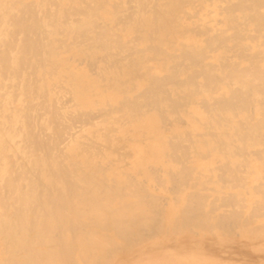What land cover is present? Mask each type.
<instances>
[{"label": "bare ground", "instance_id": "bare-ground-1", "mask_svg": "<svg viewBox=\"0 0 264 264\" xmlns=\"http://www.w3.org/2000/svg\"><path fill=\"white\" fill-rule=\"evenodd\" d=\"M121 0H0V264H120L119 262H118V258H117V255H119V256H121V258H122V255L123 254H121L120 252H122V251H124L125 253L127 252V251H130L131 249H132V247H133V245L135 246V243L136 242H139L140 240H138L137 241V239L136 238H138V237H140L139 236V234H140V232L138 233V234H136V232L134 231L135 229H134V227H136L135 225H136V223H135V225H134V227L133 226H130L132 223L134 224V222H132L131 224H127V220H124L125 222H126V224H125V222L123 221V219H125L126 217L127 218H129L128 217V215H126V214H132V212H126L125 210H127V208L124 206V208H123V205L124 204H126V205H130V206H132V205H134V207H135V205L138 203V201L140 200V197H139V200H138V198H136L137 200V202L136 203H134L135 201H131V200H126L124 203H122V204H120V197H119V195H118V193H120V190L122 189V188H125V190H126V188H128V190H130L129 189V186H130V184L128 185V186H126V184L124 185V184H122V185H124L120 190L118 189L119 187H117V184L119 183V181L121 182V180H123V182L122 183H124L125 181V179L126 178H129V177H127V174H126V178L123 176L124 175V173H123V175H122V173H120V169H118V170H116V171H118V173L119 174H115L113 171H110V172H112L113 173V175L112 174H108V173H106V174H104L103 175V177H101V173L99 172L98 173V171H97V173H98V175L97 174H95L96 172H95V170L94 169H92V167H93V165H97L96 166V170H99L100 168H104V167H101V166H99V164H101L100 163V160H98V158H97V156H96V158L95 159H97V161H99V162H97L96 160V162L98 163H88V161L86 160V159H84L83 157H81L80 158V156H79V153H78V145H76V143H74V142H71V143H69L68 145H67V143H68V141H67V143L66 142H64L66 145H67V152L65 153V155L64 156H66V154L68 153V157L71 159L70 161H64L65 159L63 158L64 156L62 155V163H61V161H55L56 162V164L54 165V163H53V160H49L48 159V157H54V155L53 156H49V155H51V153L49 154V153H47V152H49L48 151V149H46V145L49 147V146H51L52 147V150H55V146L57 147V145H58V143L57 142H62V141H64V139H61L63 136V134H61V135H59L58 137H59V139H60V141H59V139L57 138V135L58 134H60V132H59V130L62 128V126L64 125V123H66V120H61L62 122L60 123V119H59V121L57 122V117H61L62 115L60 114V113H58V111L60 112V110L59 109H57L56 111H55V109L58 107V108H61V107H63V105L62 104H64V103H66V100L64 101H62V100H57V98L56 99H54L53 97H54V94L51 96V95H49V92H50V90H49V87H51L50 89H53V90H56L55 89V86H56V84L58 85V84H60V86H61V83L65 86V83L69 86V93H72L73 94V96H74V100H73V96L71 97L70 95H72V94H70L69 95V93H68V95L71 97V101H75V103L74 102H71V104L73 103V104H75L76 106H78L77 108H80V109H82L83 110V113H82V110H81V113H80V111L79 112H76L77 110H79V109H77V108H75L76 109V111H75V109H73L75 112H76V117H78L77 119L75 118V114H73V110L71 111L72 112V115H73V121H71L70 122V120H69V122L71 123V124H69V126H68V124H66L67 125V127L70 129V126H72L73 127V124L75 123V121L76 120H78L79 118H80V116L82 117V122H81V120L80 121H77V122H79L80 123V128L83 126V123L85 122L86 124L89 122V118L87 119V117H86V115L87 114H84V112L85 113H87L86 111H88V115L90 114H92V113H94V112H92L91 110L92 109H95V112H96V110H97V108H99V109H101V108H104L105 106H106V104H108L107 106H109V108H111L110 106L112 105V106H114V108H116L117 107V111H116V109H115V114L117 113V112H119L118 110L120 109V107H121V112H119V113H122L121 115H120V117L124 114L125 116L127 115V116H129L130 118H133V120H131L130 118H126L124 115L122 116V117H124V118H119V120L118 121H120V119H122L120 122L122 123L123 122V119H125V121L126 120H128V119H130L132 122H133V125H134V131H136V129H137V131L138 132H146V133H148V134H150L151 136H152V138L150 137V139L149 140H151L152 139V141H149V142H146L145 143V147L143 146V147H140V150H139V153L142 155V157L141 156H139L138 157V161L136 160V165L135 166H132V168H134V169H136V170H138V169H141V170H143V172H141L140 170L138 171L139 172V174H145V172H146V165H148V162H149V164L150 163H154V162H150V161H146V160H144V158L145 157H147L148 156V154H150L151 152H153L154 153V151H155V153L157 154V155H155V158H160V156H161V154H162V156H167V155H164L163 154V150H161V148H160V145L159 146H156V144H155V146H156V149L154 148V145L151 147V145L156 141V139H157V142L159 143V142H162V141H164V138H165V135H166V133H164V132H160V127H159V119H158V114L161 112H163V114L164 113H166L168 110L167 109H165V108H167V103H166V99L165 98H163L164 97V95H165V97H166V94L168 93H166V91H169L168 89H170L171 90V92H172V89L171 88H169V87H175V89L173 88V90H175V91H177V87H179V90H183L184 92H187L185 89H181V88H184V87H188L189 88V85H190V82L191 81H189V82H187V84H188V86L186 85V83L184 84L183 83V79H180V78H178L179 76L182 78V76H184L183 74H185V73H183V74H180L179 73V71L176 69V68H171L170 66H168V65H170L169 63H168V65L166 64V66L165 65H162V67L164 66L165 68H166V70H165V72L166 71H170L171 69H173L174 71H178L177 73H179L180 75L178 76V74L177 73H175V75L176 76H178L177 77V79L176 80H179V81H177V85H179V84H184V87H182L181 85H179V86H177L176 84H174V82L173 81H175V80H171V79H173L172 77L170 78V80L169 81H165L166 83H164V81L163 82H161L162 80V78H165L166 79V77L164 76L163 77V75H159V77L161 78L158 82H160L161 84L159 85V83H157V80L156 79H158L159 77H157V71H159L160 69L162 70V68H161V65H160V63H161V61L160 62H158V64H157V62H156V64H151V65H149V66H152V69L153 70H151V71H149L148 72V70L146 71V70H144V72H143V70L140 72V75H141V73L144 75V76H141L140 78H135V76H133L132 75V73H134L135 72V70L137 71V70H140L139 68L141 67V66H143V64H145L144 62L146 61V60H144L145 58H143V56L144 55H142V53H140V50H141V52H142V49H139V48H136V50L138 51H136L137 53H140L139 55H137L136 54V52H135V48L134 49H132V48H130L131 50H129V48H128V50L129 51H132V50H134V52L135 53H132V52H127L128 53V56L130 57V58H128L127 59V57H125V56H127V55H124V54H127V53H124V52H122V50L124 49V46H120V48H118L119 47V45H121V44H119L118 45V42H116V41H119L120 40V38L121 37H119L120 35L122 36V40H128V38H130V40L132 39V41H136V39H133L134 38V36H132V35H138V34H136V32H142V33H147V34H149V35H151L152 34V36H150L151 38H153V40H155V41H159V44H161V43H164L165 41H169V40H171V41H173V42H175V41H177L178 40V38L180 37V35L182 34V29H184V27H186L185 25H184V20H182L183 22V25H181L180 23H179V21L177 20V16H179L180 15V13H186L187 12V10H188V8H186V9H182V7L184 6V5H186V2L184 3V0H176V1H174V0H130V3H131V8H130V10L128 11V9L126 8V6L128 7V5H130V4H126V6H125V4H124V2H120ZM187 1V3L189 2L188 0H186ZM192 1V3H193V1L194 0H191ZM232 1V0H231ZM230 0H229V2H227V0H226V3H227V6L225 7L226 9H223V10H225L226 12H227V10L228 11H232V9H231V4H233V5H237V7L235 6V8H237V9H235V8H233V13H235V11L236 10H238L239 11V13L240 14H242L244 17V19L243 18H239L237 15L238 14H229V16L231 17V15H232V18L234 19V18H236V16H237V19L239 20L240 19V24H239V22L237 21V23H236V21H234V24L236 23V26L239 24V25H243L242 27H239L238 28V26L236 27L237 28V30L235 29V28H233V27H231L230 28V26H233L234 24L233 23H228V24H231V25H229V28L230 29H235L236 31H234L235 33H238L237 34V36H236V34H234L237 38L236 39H238L239 38V36H240V38H242L241 37V31L243 30L242 28H244V25L245 24H247L246 25V27H248V25H250V27L249 28H261L262 30H263V28H264V18L262 17V16H264V12L260 9V3H259V1L260 0H248V1H246V0H243V2H246V3H244V5H242L241 4V1L242 0H237L236 2H231ZM238 1H240V4L239 3H237ZM189 3H191V2H189ZM229 3V4H228ZM234 3H237V4H234ZM262 3H264V0H263V2ZM184 4V5H183ZM239 4V5H238ZM190 5V4H189ZM264 6V5H263ZM186 7H188V5H186ZM182 9V10H181ZM235 9V10H234ZM229 12V13H230ZM261 12H263V13H261ZM183 14V15H184ZM260 14V15H259ZM183 15H182V17H183ZM227 15H228V12H227ZM233 15L235 16V17H233ZM181 17V16H180ZM179 17V18H180ZM259 17V18H258ZM262 17V18H261ZM184 18V17H183ZM182 18V19H183ZM261 18V19H260ZM243 19V20H242ZM259 20V21H258ZM260 20H262V22H260ZM120 22V24H121V26L122 27H120L119 26V23ZM121 22H123V23H121ZM228 22V21H227ZM244 22V23H243ZM241 23H243V24H241ZM260 23H262L261 25H260ZM97 24L99 25V27L97 26ZM116 24H118V26L120 27V29L122 30V32H121V34H120V29H119V27L118 26H116V27H114ZM186 24V23H185ZM263 25V26H262ZM183 28H182V27ZM260 26H262V27H260ZM118 27V28H117ZM245 27V28H246ZM114 28H116V30L118 29V32L119 33H117V31H115L116 32V34H114L115 32L113 31L114 30ZM182 28V29H181ZM240 28L242 29V30H240ZM255 28V29H256ZM257 28V31H255L257 34H258V30L259 31H261L260 29H258ZM187 29V28H186ZM250 29V30H251ZM254 29V30H255ZM240 31V32H239ZM252 31V30H251ZM135 33V34H134ZM262 36H263V39H264V31L262 32V33H260ZM114 35H116V37L114 38L113 36ZM148 35V36H149ZM191 34H189V36H190ZM223 35V36H222ZM225 34H224V32H220L219 33V36L218 37H216L218 40H217V44L219 45V44H227V39H226V36H224ZM261 35H258L259 36V40H261V38H260V36ZM192 36V35H191ZM235 36H232V37H234L233 39L234 40H236L235 39ZM113 37V38H112ZM149 37V38H150ZM135 38H137V39H139L140 37H139V35L137 36V37H135ZM147 38V36H143L142 37V41L143 40H145ZM150 38V39H151ZM215 38V39H216ZM230 38V37H229ZM229 38H228V40H229ZM115 39H119V40H115ZM219 39H221V40H219ZM91 40V43H90V45H89V47H87V49H86V53H85V51H84V56H88V58L90 57V61H93V59H97L98 57L99 58H103L104 59V68L105 67H107V68H101V71H102V69H103V71H102V73H100L101 71H99V69L97 70V68H94V70H93V73H95L94 71H96V73L99 75V77H93V76H90L89 74H88V71L86 70V68H84V67H79V68H77V70H76V67H77V65L75 66V65H72L73 63H71L70 62V59L72 60V58H73V61H74V59H75V57L77 56V57H79V56H83V55H81V53H79V51H81V50H79V48H80V46L85 42V41H90ZM115 40V41H114ZM152 40V39H151ZM151 40H150V42H151ZM152 40V41H153ZM195 40V39H194ZM230 40H231V38H230ZM238 40H240V39H238ZM182 41V40H181ZM192 41V40H191ZM199 41H201V40H199ZM220 41V42H219ZM262 41V40H261ZM261 41H259L260 43H261ZM264 41V40H263ZM120 42H122L121 40H120ZM179 43H180V41H178ZM213 42H214V40H213ZM216 42V41H215ZM223 42V43H222ZM69 43L70 44H74L75 45V47H74V49H73V51L71 52L73 55H75V56H72V57H70V59H69V57L67 56L69 53H70V50H68L67 49V51L65 50V46L66 45H69ZM127 43H129V40H128V42ZM147 43H149V42H147ZM152 43H154L155 45H156V47H157V45H159V44H156L154 41L153 42H151V45H152ZM176 43V42H175ZM191 43V42H190ZM190 43L188 42V46L190 47L191 45H194V43L192 42L191 43V45H190ZM259 43V44H260ZM116 44L118 45V46H116ZM124 43L122 42V45H123ZM129 44H131V45H133L134 44V42L132 43V42H130ZM178 44V43H177ZM214 44V43H213ZM226 44H225V47L223 48L222 47V49H226ZM144 45H146V43H144ZM143 45V46H144ZM176 45V44H175ZM179 45V44H178ZM182 45V46H181ZM200 45V44H199ZM205 45V46H204ZM211 45V48H212V43L211 44H204L203 43V45H201V47L202 46H204V47H206V46H210ZM261 45H263L264 46V44H262L261 43ZM174 46V45H173ZM179 46H181V47H183V44H180ZM179 46H174L173 48H176V47H179ZM195 46V45H194ZM190 47L191 48V51L189 50V55H187L188 54V51L186 52V50H185V52L187 53L186 55L188 56V57H185V52L183 53L182 52V54L184 55V58L182 57V54H181V56H180V54L179 53H177L178 55H179V58L178 57H176V58H178V59H180L181 57H182V61H180V60H178V61H180V62H184L185 63V61H186V58H189V59H187V61H189V63H187V61H186V64H188L189 66H190V64L191 65H194L196 68L198 67V66H196V65H199V67H200V69H201V71L202 72H200V73H204L203 74V76H206V75H208L207 77H202L200 74H198V77H202V79H203V81L200 79V78H198V80L200 79L201 81H199V82H201V83H199L200 85L202 84V82H204V79L205 78H213V83H210L209 82V86H213L212 84H214V83H216V82H214V81H216L217 79H218V76L217 75H215L217 78H215L214 76L212 77V76H209V75H211L212 74V72L214 71V69H215V67H213L212 68V65H210L209 63L207 64L206 62H205V58H206V56H208L207 55V52H209V51H207V50H204V51H206V55H205V53H202V52H200V51H195V49H193V48H195V47ZM220 47H218V49L219 48H221V45H219ZM67 47V46H66ZM121 47H123V49H121ZM125 47H126V43H125ZM158 47H160V46H158ZM158 47H157V50H156V53H159V51H158ZM163 47V48H162ZM162 49H165L164 48V46L162 45ZM208 47L207 48H204V49H208ZM67 48H69V47H67ZM127 48V47H126ZM124 49L125 51H127V49ZM203 48V47H202ZM81 49V48H80ZM121 49V52L119 51L118 53H114V52H116V51H118V50H120ZM154 49V48H153ZM153 49H152V52L154 53V54H156L155 53V50L153 51ZM210 49V48H209ZM208 49V50H209ZM217 48H215L214 49V51H217L216 50ZM145 52H146V50L147 49H143ZM150 50V49H149ZM148 50V51H149ZM166 50V49H165ZM182 50V49H181ZM201 50V49H200ZM229 49H227V50H225V51H223L222 53L225 55L227 52L226 51H228ZM63 51H66V53L69 51V53H67L66 55L64 54V52ZM167 51H169V52H167V53H165L164 51H162L163 52V54H166V55H169L168 53H172V52H175L176 50L174 49V51H170V50H167ZM179 51V50H178ZM230 51H232V50H230ZM229 51V52H230ZM151 52V53H152ZM161 52V51H160ZM181 52V51H180ZM218 52L220 53V56H224L223 54L221 55V52H220V50H218ZM217 52V53H218ZM224 52H226V53H224ZM237 51H234V54L236 53ZM69 54V55H72V54ZM111 53H113V54H116V56H114V58H117L118 56L121 58V56H123V61H121L122 62V64H121V62L120 63H118V64H121V66H122V68L120 67V65H116L115 66V64H117L116 62H118V60L116 61V62H114V61H112V59H110V58H113V56L111 55ZM122 53H124V54H121ZM152 53V54H153ZM117 54H120V55H118L117 56ZM131 54H132V56L135 54V56L136 57H131ZM144 54V53H143ZM148 54V53H147ZM154 54L152 55V56H154ZM234 54L232 53V55L234 56ZM240 54L241 53H238L237 52V58H238V56L239 57H241L242 56V54H241V56H240ZM110 55H111V57H110ZM140 55L142 56V58L140 57ZM145 55H146V53H145ZM162 54H160V56H161ZM165 55V56H166ZM219 55V54H218ZM236 55V54H235ZM84 56H83V58H84ZM171 56H174V54H171ZM171 56L169 55V56H166L165 58H169L170 57V60H172L173 61V58H171ZM214 56H215V54H214ZM219 56V57H220ZM76 57V58H77ZM85 57V58H86ZM118 57V58H119ZM126 59H125V58ZM146 57H148V56H146ZM209 57V56H208ZM212 57V56H211ZM91 58H93L92 60H91ZM161 59H162V57H160ZM244 58V57H243ZM78 59H80V58H78ZM77 59V60H78ZM164 59V58H163ZM185 61H184V60ZM239 59V58H238ZM89 60V59H88ZM120 60V59H119ZM125 60V61H124ZM157 60H160V59H157ZM177 60H174V62H175V64H178L179 62L177 61ZM220 60H222V59H220ZM240 60V59H239ZM241 60H242V58H241ZM75 61H76V59H75ZM144 61V62H143ZM89 62V61H88ZM115 63V64H111V63ZM166 61H165V59L163 60V63H165ZM168 62V61H167ZM166 62V63H167ZM170 62V61H169ZM223 62V64L224 65H226V61L224 62V61H222ZM222 62L220 63L219 62V65L221 64V65H223L222 64ZM252 62H254V63H252ZM252 62H250V63H252L251 64V66L252 67H255V69L257 68H259V67H257V66H259V64L258 63H256L254 60L252 61ZM92 63H94V62H91V64ZM98 63L100 64L101 62H100V60L98 61ZM98 63H95L96 64V66H97V64ZM162 63V64H163ZM182 63L180 64H178L179 66H181V67H183L184 65H186V64H184L183 63V65H182ZM257 64V66H253L254 64ZM90 64V65H91ZM99 64H98V66H99ZM107 64V65H106ZM108 64H110L111 66H115V67H120V69H117V68H115V69H113V68H111L110 67V65H108ZM93 65V67H95L94 66V64H92ZM91 65V66H92ZM102 65L103 64H101L100 65V67H102ZM178 65H177V67H178ZM218 65V66H219ZM220 65V66H221ZM87 66H89V65H87ZM109 66V67H108ZM146 66V65H145ZM251 66H250V64L248 65V67L249 68H251ZM47 67H49L48 68V70H45L44 71V69L43 68H47ZM73 67H75V68H73ZM148 67V66H147ZM146 67V68H147ZM164 67H163V70H164ZM174 67H176V65L174 66ZM186 67V68H185ZM185 67H183L186 71L187 70H189L188 71V73H190L191 72V70H192V68L191 67H193V66H190V68H191V70L190 69H187V68H189L187 65L185 66ZM194 67V68H195ZM222 68L220 69V68H218L220 71H222L223 72V70H225V71H228L229 69L228 68H230V67H226V66H224V67H226V69H228V70H226V69H223V66H221ZM85 69L86 71H84L83 69ZM168 68V69H167ZM169 68H171L170 70H169ZM183 68H181V71L183 72V71H185ZM195 68V69H196ZM88 69H90L91 70V68H90V66H89V68ZM143 69H145V68H143ZM148 69H149V67H148ZM176 69V70H175ZM198 69V68H197ZM212 71V72H210V70ZM217 69V67H216V71L218 70ZM223 69V70H222ZM231 70V72H236V71H238V69H236V71H233L235 68H233L232 69V67L230 68ZM253 70H254V68H252ZM80 70V71H79ZM83 70V71H82ZM89 70V71H90ZM172 70V71H173ZM194 70V69H193ZM199 70V69H198ZM99 73H98V72ZM195 71L196 70H194L193 72H191L190 74L192 75H194L195 74ZM229 71V73L228 72H226V74H229V75H231L232 73ZM255 71V74L254 75H258V74H256L257 73V71L256 70H254ZM145 72H148V73H145ZM181 72V73H182ZM218 72V71H217ZM91 74H92V72H90ZM164 72H162L161 74H163ZM167 74H168V76H173L172 74L170 75L168 72H166ZM166 73H165V75H166ZM172 73H174V72H172ZM187 73V74H188ZM210 73V74H209ZM224 74H225V72H223ZM231 73V74H230ZM102 74V75H101ZM136 74H137V72H136ZM225 74V75H226ZM134 75H135V73H134ZM139 74H137L136 76H140ZM174 75V76H175ZM200 75V76H199ZM213 75V74H212ZM187 76V75H186ZM188 78L189 79H191L192 77L188 74ZM30 77H32L33 79H30ZM155 77H157V78H155ZM234 77H236V76H234ZM245 77V76H244ZM244 77H240L241 78V82H242V84L245 82V81H247V83L246 84H240V86H239V84H238V82H240V79L238 80L237 78H239L238 76L236 77V78H234V80H236V82L234 83V84H238V86H237V88L238 89H240L241 88V92H246V90L245 89H249L250 91H253L254 90V87H256V89L253 91L254 93H252V92H250V91H248L249 92V94L250 93H252V95L253 94H258V95H260L259 93H258V91H260V90H263L264 89V87H262V85L264 84V83H262V79L264 78H262V77H259V78H262L260 81H258V83H260V87H259V85H258V83H257V80L259 79V78H256L255 76V78H256V82H254L255 80H253L254 78L251 76L250 78H252V79H249V81L248 80H245L244 79ZM258 77V76H257ZM149 78L151 79V83H153V84H151V83H148V84H150V85H152V87H150V86H146V84H147V80H149ZM187 78V77H186ZM193 78H196V76L195 77H193ZM156 80V82H152V81H155ZM164 79V80H165ZM184 79H185V77H184ZM167 80V79H166ZM182 82H181V81ZM195 80H197V78L195 79ZM243 80V81H242ZM245 80V81H244ZM251 80H253V82L252 83H256L257 85H258V87L259 88H263V89H260V90H258L257 91V89H258V87L256 86V84H255V86L252 84V83H250V84H252V86L250 85V87L251 88H248L249 87V85H248V83L249 82H251ZM172 81V82H171ZM185 81H186V79H185ZM192 81H193V79H192ZM127 82H128V84H127ZM150 82V81H149ZM171 82V84H174V85H171V86H169L168 87V89L167 90H165V87H167V84L169 85V83ZM179 82H181V83H179ZM194 82V83H193ZM192 82V86L193 87H195V83L197 82H195V81H193ZM175 83H176V81H175ZM207 83V82H206ZM163 84H166V85H164V88L162 87L163 86ZM194 84V85H193ZM198 84V83H197ZM198 84V85H199ZM218 84V86H219V83H217ZM262 84V85H261ZM54 86V88H52L53 86ZM199 85V86H200ZM207 84H205V86H206ZM206 86L208 89H206L205 91H211V89L209 88V86ZM233 85V84H232ZM230 85L229 86V89H231L232 90V87L233 88H235L234 90H232V92L228 89V90H226V89H224V90H222V97L223 96H225L224 94H227V96H225L226 97V99L227 100H231V101H233L234 99H232V98H230L231 97V95L232 94H235L236 95V93H237V95H236V97H235V99L237 100H239V102H238V100L237 101H235L234 100V104L231 102V101H227L228 103H224V101H222L221 102V100H222V98H219L220 100H215L213 103H216V105H218L219 107H217L215 104H213V105H215L216 106V108L218 109V112L216 111V113H215V115H219V117H218V115L217 116H215L213 113H214V109L215 108H213V107H215V106H213V105H211L212 104V102H211V104L209 105V106H211L212 108H213V111L211 112L210 110H211V107H209V106H207V107H209V108H207V107H204L202 110H204L205 108H206V111L207 110H209V112H211V113H209V116L206 118V116L203 114L204 112L201 110V112H200V115H201V113L203 114V116H205V118H203L202 117V119H201V121H202V123H201V121H200V123L201 124H203L202 126L204 127V128H206V130H209V136H207L208 138H213V137H210V134H211V132L210 131H214V133H216V134H218V131H219V134H220V131H221V134L223 133V131L221 130V126L220 125H222V124H220L219 122H218V120L216 121V119H220L221 121H222V119H223V121H225L226 120V124H227V126H226V124L224 125V128H225V126L226 127H228V125H229V123H231L233 120H231V121H229V119H231L232 118V114L229 112V111H231L232 109H233V107L234 108H238V110H239V108H240V106L238 105V107H236L235 105H237V104H241V101L243 100V107L244 108H247L248 110H244L243 108H240V109H243L244 111H246V113L242 110L241 112H243V113H245V115L246 116H248V115H250V117L248 118V117H246L245 115V117H242L241 116V114H243V113H241L240 114V117L241 118H244V119H246V123L245 124H242V125H245V130L243 129V128H241L242 127V125H241V122H239L241 119H239V120H236L237 121V123L240 125V128L242 129L241 131H240V129H238L237 131L238 132H241L242 133V135H245L244 137H242V135H241V133H238V132H236V130H235V134L236 133H238V135H237V139H238V137L240 136L243 140H245L246 139V136H247V134H248V138H247V140L248 139H250V140H248L249 142H248V144L247 145H249V148L250 147H252V145L253 144H258V145H260L259 144V142H264V140L262 139V138H255V136H258V135H256V134H258L257 132L258 131H260L261 130V127L263 128L264 127V124H263V120L262 121H260L257 117V120H259L260 122H258L257 120V122L254 120V119H256L253 115H255V116H257L256 114H253V113H256V112H253L252 111V113L250 112L251 111V109L249 108V106H251V104L250 103H252V100H254V99H252L251 97H250V95L248 94V92L247 93H242V94H244L243 96L242 95H240L241 94V92L240 91H238V89L233 85ZM140 86H141V88H140ZM144 86H146V89H144L145 87ZM191 86V85H190ZM197 87V88H199V89H197V91L198 92H200V87L201 86H203V89H205L206 87L204 86V85H201L200 87ZM232 86V87H231ZM245 86H247V88H245L244 89V87ZM254 86V87H253ZM62 87V86H61ZM142 87H144L143 88V91H142V94H140V95H138V96H133V99H131L132 98V96L131 97H129V96H127L128 95V93L129 92H134V90H136L137 88H139V89H142ZM159 87V88H158ZM193 87H190L189 88V90L191 89V91L190 92H192V94L191 95H189L190 93H188V95L189 96H192V95H194V97H195V94H193V93H195L194 92V90H196V89H194L193 90ZM205 87V88H204ZM216 87V86H215ZM220 87H222V86H220ZM231 87V88H230ZM240 87V88H239ZM252 87H253V89H252ZM66 88V87H65ZM71 88V89H70ZM135 88V89H134ZM147 88L148 89H152V91H149L148 90V94H150V93H152V94H150L148 97H147V99L145 98V96L144 95H148L147 94V92L145 93L144 92V90L145 91H147ZM154 88V89H153ZM188 88H187V90H188ZM223 88V87H222ZM62 89V88H61ZM68 89V88H67ZM156 89H157V91H158V89H160L159 91H161V89L163 90L164 89V91H161L160 92V94H162V96H160V94H159V91H158V93H157V95H159V96H157L156 95ZM202 89V88H201ZM244 89V90H243ZM42 90V93H43V90L45 91H47V92H44L43 94H44V97H45V99H47V100H45L44 99V97L42 98L43 99V101L45 100V102L46 103H48V105H50L51 104V106L50 107H52L51 108V111H52V113L54 112V115L56 116V117H54L53 118V120H51V117H49L50 116V114H49V111H47L46 110V108H48V106L46 107V104L45 105H42L43 103H45V102H40L41 100L39 99V101H37V99L35 100V98L37 97V95L39 94L38 92L39 91H41ZM60 90V89H59ZM59 90H56L55 92H60V93H58L57 92V96H58V98L60 97V99H63V98H61L62 97V95L64 96V95H66V94H64L65 92L67 93L68 91H66V90H64V93H62L61 91L63 90H61V91H59ZM132 90V91H131ZM238 92H237V91ZM175 91H174V95L176 94L177 95V93H175ZM183 91H180V92H183ZM51 92H52V90H51ZM162 92H164V93H162ZM178 92V94H180V95H177V97H176V95L173 97V98H171V96L168 98L167 97V99H168V103H169V100H175V103H177V104H173V103H170V105H168V106H170V110H169V112H168V114L166 113V115H167V117H164L161 113V115L162 116H160L159 118H160V120H161V117H162V125L164 124L163 122H167V121H169L170 119V117H172V116H170L169 118H168V115H170L169 113H170V111L173 109L171 106H172V104H173V106H178V108L180 109V106H182V104H179V102H176L178 99H179V96H180V98L181 99H179V101L180 100H183L184 98L185 99H187L189 96L185 93V94H183V93H179V91H177ZM189 92V91H188ZM224 92V93H223ZM228 92V93H227ZM261 92V91H260ZM263 92H264V90L261 92L262 94L261 95H263ZM35 93V94H34ZM38 93V94H37ZM171 93V94H172ZM197 93V92H196ZM211 93H213V89H212V91H211ZM216 93H217V91H216ZM240 93V94H239ZM182 94V95H181ZM199 94V93H198ZM208 94H209V92H208ZM231 94V95H230ZM248 94L249 96H246V95ZM256 94L254 95L255 97H256ZM36 95V96H35ZM40 95H42L41 94V92H40ZM56 95V94H55ZM152 95H154V96H152ZM170 95V94H169ZM168 95V96H169ZM183 95H186L187 97H185V96H183ZM200 95V94H199ZM207 95V94H206ZM229 95V96H228ZM234 95V96H235ZM240 95V97H238ZM31 96H33V97H35V98H33V99H31L30 97ZM43 96V95H42ZM128 97V99H127V97ZM144 96V97H143ZM155 96L157 97L156 99H158V101L157 102H159V103H161L160 101H163L164 102V100H162V99H165L166 101H165V103H164V105L166 106L165 108L164 107H162L163 109H165L166 111L164 112V110H162L161 108L159 109V107L160 106H162V104H160L159 105V107L157 106V102H156V100H155ZM173 96V95H172ZM198 95L196 94V97H197ZM202 96H204V97H202ZM202 96H201V100H202V98H203V100L201 101V102H203V101H206V99L208 100V98H206V96H205V94L203 95L202 94ZM211 96V95H210ZM233 96V97H234ZM246 96V97H245ZM135 97V98H134ZM136 97L138 98V99H136ZM144 98L143 99V101H145V100H147V102H146V104L147 103H154V104H147V105H145V107L147 108V110H148V107L149 106H151L152 107V105L154 106V105H156L157 107H153V108H156V109H159L160 111H159V113H157V110L156 109H153V110H151V111H149V113L147 112L145 115L143 114V116H142V114H141V116H138L140 113H142V112H139L140 111V109H145V107H142V108H140V107H138V104L141 106V104H142V102H141V100H139V98ZM151 97H154L153 99H151V100H149ZM158 97H160V98H158ZM193 96H192V98H194ZM194 98V99H200L199 97L198 98ZM221 97V96H220ZM227 97H229V98H227ZM249 98V101L248 100H245V98ZM258 97V96H257ZM129 98L131 99V100H134V99H136V100H134L133 102H131V100H129ZM171 98V99H170ZM190 99H191V97H189ZM206 98V99H205ZM241 99V101H240V99ZM247 98V99H248ZM259 98V97H258ZM258 98H256V101L258 100ZM159 99H161L160 101H159ZM184 99V100H185ZM194 99H192L191 100V102L192 103H190V101H189V103L190 104H194ZM32 100H35L36 102H34V101H32ZM57 100V101H56ZM128 100H129V102H128ZM154 100V101H153ZM189 100V99H188ZM223 100H225L224 98H223ZM250 100H251V102H250ZM56 101V102H55ZM59 101V102H58ZM139 101V102H138ZM151 101V102H150ZM170 101V102H171ZM196 101V100H195ZM218 101H220L219 102V104L217 103ZM225 101V102H226ZM246 101L249 103L248 105H247V103H246ZM54 102L55 103H59L58 105H56V106H54ZM145 102H143V103H145ZM173 102V101H172ZM181 102V101H180ZM200 102V101H199ZM230 102L233 104V105H231L230 104ZM237 102V103H236ZM133 103H135V104H133ZM138 103V104H137ZM141 103V104H140ZM158 103V104H159ZM185 103V101H183V104ZM246 103V104H245ZM16 106H15V105ZM61 104V105H60ZM66 104H69V103H66ZM69 105V106H72V105ZM188 104V103H187ZM207 104H209V103H207L206 102V104L205 105H207ZM227 105L226 106V108H228V107H230V108H228V110H225V105ZM259 104H260V102H259ZM43 107H42V106ZM115 105H120V106H116L115 107ZM200 105V104H199ZM220 105L222 106V107H220ZM242 105V104H241ZM41 106V107H40ZM65 106V105H64ZM68 106V107H69ZM143 106V105H142ZM185 106V105H184ZM189 106V105H188ZM187 106V107H188ZM201 106V105H200ZM231 106H233V107H231ZM246 106H248V107H246ZM56 107V108H55ZM67 107V106H66ZM139 108V110H138V108ZM174 107V109L172 110L173 111V113L175 112V113H181V112H177V110H176V108ZM191 107V106H190ZM195 107H196V105H195ZM199 107V106H198ZM16 108V109H15ZM41 108V110L42 109H45V113H46V115L49 117H47L45 114H44V111L42 112V114H39L40 116H39V119H40V117H41V115H42V117H41V119L43 118V120L45 119V120H47V123H48V127L45 125V123H43V124H41V127H40V123L37 125L35 122H36V120L34 119V117L33 116H35V115H32L35 111H37V110H39ZM106 108H108V107H106ZM182 108V107H181ZM192 108H193V106H192ZM169 109V108H168ZM188 109L190 110V111H188V112H192V109H190L189 107H188ZM231 109V110H230ZM40 110V111H41ZM54 110V111H53ZM62 110V109H61ZM66 110H68V109H66ZM106 111L108 110V109H105ZM112 110H114L113 109V107H112V109H111V111H109L111 114H114V112L112 111ZM146 110V109H145ZM146 110V111H147ZM162 110V111H161ZM182 110V109H181ZM181 110H178V111H181ZM263 110V109H262ZM261 110V111H262ZM30 111V112H29ZM31 111H34L33 113L31 112ZM65 111V110H64ZM64 111H62V112H64ZM89 111H91V113L89 112ZM101 111H102V115H104V116H102V118L100 119L101 121H105L104 120V118H106L107 116H108V111L105 113V111H103V109H101ZM101 111H99V114H101ZM172 111H171V113H172ZM185 111V110H184ZM187 111H185L186 113H187ZM227 111V112H226ZM260 111V112H261ZM264 111V110H263ZM71 112H69V113H71ZM113 112V113H112ZM139 112V114H137ZM184 112V113H185ZM225 112H226V114H225ZM248 112V113H247ZM249 112L251 113V114H249ZM39 113V111H37V114ZM41 113V112H40ZM110 113H109V115H110ZM183 113V112H182ZM181 113V114H182ZM190 113L188 114V116H193V117H195V115H197V114H192L191 113V115H190ZM227 113H230V114H228V117H229V119H228V117H227V119L225 118V116L227 115ZM44 114V115H43ZM56 114H60V116L59 115H56ZM67 114V113H66ZM77 114H80L79 116L77 115ZM82 114V115H81ZM106 114H107V116H106ZM115 114L113 115V117H116L115 116ZM118 114V113H117ZM207 114H208V112H207ZM211 114V115H210ZM212 114H213V116H212ZM65 115V114H64ZM89 115V116H90ZM172 115H174V114H172ZM251 115H252V117H254L253 118V120L251 119ZM46 116V118H44ZM66 116V115H65ZM69 116H71V114H69ZM83 116H85L86 117V119H85V117H83ZM182 116L183 117H185V114H182ZM215 116V117H214ZM63 117V116H62ZM108 117H111V116H108ZM112 117V118H113ZM138 117V118H137ZM167 119V121L164 119ZM174 117H175V115H174ZM173 117V118H174ZM178 117V116H177ZM197 117V120H200V118H201V116L200 117H198V115L196 116ZM196 117H195V120H196ZM209 117H213L212 119H213V121H216V122H218V126H220L219 128H217V130H216V127H215V124L213 123V121H208L209 123H212V125L211 124H209V127L210 126H212V127H205L206 126V124H207V121H205V119H208ZM216 117H218V118H216ZM32 118V119H31ZM37 118H38V116H37ZM48 118V119H47ZM56 118V119H55ZM64 118V117H63ZM67 118V117H66ZM83 118L85 119V121L83 122ZM176 118V117H175ZM216 118V119H215ZM224 118H225V120H224ZM55 119V120H54ZM68 119V118H67ZM75 119V120H74ZM103 119V120H102ZM114 119V118H113ZM117 118H115V120L114 121H116V124L118 125V122H117V120H116ZM163 119L165 120V121H163ZM169 119V120H168ZM185 119V118H184ZM186 119L188 120L189 118H187V116H186ZM186 119H185V122H186ZM211 119V118H210ZM209 119V120H210ZM215 119V120H214ZM27 122H25V121ZM32 120H35V122H33ZM88 120V121H87ZM100 120H98V121H100ZM129 120V121H130ZM191 120V119H190ZM204 120V121H203ZM229 122H228V121ZM243 120V119H242ZM241 120V121H242ZM52 121H56V122H52ZM87 121V122H86ZM106 121H107V118H106ZM175 121V120H174ZM174 121H170V122H173L172 124H174ZM194 121V120H193ZM222 121V122H223ZM253 121H255V122H253ZM76 122V123H77ZM119 122V123H120ZM185 122H184V125H185ZM190 122V121H189ZM197 123V121H194V122H190V123H194V124H196ZM203 122H205V123H203ZM245 122V121H244ZM27 124V125H25V124ZM54 123L55 124H57V126H53L54 125ZM63 123V124H62ZM78 123V124H79ZM82 123V124H81ZM91 123V122H90ZM93 123V122H92ZM113 124H114V122H112ZM129 124V126H131L130 125V123L131 122H128ZM225 123V122H224ZM233 123V122H232ZM231 123V124H232ZM236 123V124H237ZM62 126H61V125ZM86 124H84V126L86 125ZM115 124V125H116ZM171 124V123H170ZM175 124H176V126L178 125L176 122H175ZM186 124H188V122L186 123ZM199 123H197L196 124V126H197V129H201L199 126L200 125H198ZM234 124V123H233ZM237 124V125H238ZM51 125V126H50ZM75 125V124H74ZM88 125H91V127L93 126V124H89L88 123ZM115 125H114V127H115ZM116 125V127H118ZM123 125H125V127H126V125L127 124H125V122H124V124H121V127L123 126ZM165 125H168V124H165ZM205 125V126H204ZM214 125V126H213ZM235 125V124H234ZM26 126V127H25ZM36 126L38 127V128H36ZM76 127H78V125H75ZM119 126H120V124H119ZM164 126V125H163ZM174 127V128H176L175 129V131H181L182 130V132L181 133H183V132H185L186 134L187 133H190L191 131H189L190 129H188V131H186V130H184V128H185V126L188 128V125H185L184 126V128L183 129H181V130H179L177 127L178 126H180V125H178L177 127ZM217 126V125H216ZM217 126V127H218ZM230 126V125H229ZM232 126V125H231ZM231 126H230V128H231ZM254 126H256V128H255V130L257 131L255 134L254 133H252V132H250V133H248V131H250V130H254L253 129V127ZM56 127V128H55ZM66 126H63V128H62V132L64 133V132H67L68 133V131L71 133V131L67 128ZM90 127V128H91ZM110 127H112V130H114V129H116V128H114L113 127V125L112 126H110ZM109 127V128H110ZM166 127V126H165ZM165 127H161V128H165ZM172 127L173 126H171L170 125V128H167L166 127V131L168 132H170L171 130H173V133H175V131H174V129H172ZM181 128H182V126H180ZM190 127H191V125H190ZM199 127V128H198ZM213 127L215 128V129H213ZM53 128H54V130L55 131H53ZM58 128H60L58 131H56V129H58ZM65 128V129H64ZM88 129H89V127H87ZM93 128V127H92ZM101 127H99V129H100ZM109 128H107V129H109ZM124 128V127H123ZM230 128H228L229 130H234V129H230ZM235 128V127H234ZM239 128V127H238ZM259 128V129H258ZM50 129H52V131L54 132H51V131H49ZM66 129H68L67 131H66ZM87 129V130H88ZM95 129H97V128H94V130L93 131H95ZM111 129V128H110ZM168 129H170V130H168ZM196 129V128H195ZM228 129L227 128H225V130L227 131V133H228ZM37 130H38V132H39V134L38 133H36L37 132ZM41 132H43V133H41ZM64 130V131H63ZM84 130V129H83ZM89 130H91V129H89ZM88 130V131H89ZM111 130V131H112ZM129 130H131L130 128H129ZM164 130V129H163ZM205 130V131H206ZM245 132H244V131ZM264 130V129H263ZM30 131H32V132H30ZM73 131V130H72ZM88 131H86V132H88ZM110 131V130H109ZM108 130H107V132H104V133H106V135H104L103 134V132H102V134H103V136H104V139L106 140V139H108V136L107 135H109L108 134V132H109ZM116 131H122V132H124V133H126L125 131H123V130H121V129H116ZM200 131V130H199ZM76 132V131H75ZM192 132H193V129H192ZM195 132V134L197 135L198 133L200 134V132L203 134V132H202V130L200 131V132H198L197 130H195L194 131ZM194 132L192 133L193 135H194ZM196 132H198V133H196ZM56 133H58V134H56ZM82 133V132H81ZM94 133V132H93ZM164 133V137L162 136V134ZM172 133V131H171V135L173 134ZM205 133H208V131H206ZM205 133H204V135H205ZM225 133V132H224ZM245 133V134H244ZM247 133V134H246ZM260 133V132H259ZM30 134H33V136H31ZM56 134V135H55ZM101 134V135H102ZM111 134H114V132H112ZM178 135H180L179 133H177ZM177 134H174V136L176 137L177 136ZM192 134H190V135H192ZM199 134H198V136H199ZM212 134H213V132H212ZM211 134V135H212ZM219 134L218 135H216V137H218L219 136ZM220 134V135H221ZM232 134H233V132H232ZM232 134H231V136H232ZM251 136H250V135ZM254 134V135H253ZM64 135H67L66 133H64ZM71 135V134H70ZM70 135H69V137H70ZM82 135H84V137H87V138H89L88 136H86L85 135V133L83 134L82 133ZM122 135H123V133H122ZM162 137H161V136ZM170 135V136H171ZM184 135V134H183ZM187 135H189V134H187ZM193 135L191 136L192 138H194L193 137ZM203 135V136H204ZM206 135H208V134H206ZM205 135V136H206ZM214 136H215V134H213ZM212 135V136H213ZM223 135V134H222ZM222 135L220 136V141H221V137H222ZM228 135V139H230L229 140V142L232 140L233 141V139H231L230 137L231 136H229V134H227ZM73 136V135H72ZM119 137H120V135H118ZM116 137L115 136V134H114V136H113V138L115 139V137H116V140H118V139H120L119 137ZM141 136H143V135H141ZM170 136H168V133H167V139L170 137ZM173 136V135H172ZM185 136V135H184ZM184 136H179V139L180 138H183L182 139V142L185 140L184 138H187L188 140L190 139V137L188 138V136L187 137H184ZM197 136V138H199L200 139V137H198ZM201 136V139L200 140H198V141H201V140H203V141H201V143H204V141H205V143H206V137L204 136H202V135H200ZM226 136V134L225 135H223V137H225ZM234 136H236V135H234ZM252 136H254V137H252ZM65 138H66V136H64ZM74 137V136H73ZM81 137V136H80ZM92 137V136H91ZM106 137V138H105ZM144 137H146V135H144L142 138L144 139ZM148 137V136H147ZM146 137V138H147ZM148 137V138H149ZM196 137V136H195ZM203 137V138H202ZM216 137H214V139L213 140H215V138ZM68 138V137H67ZM66 138V139H67ZM93 138H94V135H93ZM93 138H89V139H92V140H90L87 144H89L90 142L92 143V141L94 140ZM139 139V140H143V139ZM174 138V137H173ZM172 138V139H173ZM178 138V136L176 137V139ZM197 138H196V140L195 141H197ZM218 138L215 140L216 142H212V140L210 141V139H208L207 140V143L205 144H202V146H204V145H211L212 147H214L215 145H217L218 146V148H217V146H216V151H217V149L219 150V152H218V157L220 158V161H221V159L223 158V156L221 157L220 156V153H222V152H220V149H221V147L219 146V145H221L222 146V144L223 143H221L220 141V143L218 144ZM226 138L227 137H225L224 139L226 140ZM233 138V137H232ZM69 139V138H68ZM67 139V140H68ZM71 137H70V141H71ZM88 139V140H89ZM172 139H170L169 141H171ZM175 139V138H174ZM173 139V140H174ZM176 139L173 141V146H174V144L176 143ZM178 139V140H179ZM186 139V140H187ZM235 139V138H234ZM58 140V141H57ZM73 140V139H72ZM87 140V139H86ZM121 140V139H120ZM137 140V139H136ZM135 140V141H136ZM154 140V141H153ZM160 140V141H159ZM166 140V139H165ZM181 140V139H180ZM185 140V141H186ZM187 140V141H188ZM190 140H192V141H190ZM189 140V142H188V146H190L189 145V143L190 142H193L194 140L193 139H190ZM225 140H223V138H222V142L224 141V143L225 142H228V141H225ZM238 140H240V139H238ZM243 140H240V141H242V142H244ZM47 141V142H46ZM108 140H106V142H107ZM125 141V140H124ZM126 141H128V139L126 140ZM125 141V142H126ZM130 141H132V140H130ZM167 141V140H166ZM186 141V142H187ZM197 141V142H198ZM235 141V140H234ZM233 141V142H234ZM239 141V142H240ZM246 141V140H245ZM48 142L50 143V144H48ZM78 142H79V140H78ZM95 142H97V141H95L94 140V144H97V143H95ZM133 142V141H132ZM139 143H140V141H138ZM175 142V143H174ZM208 142H211V143H213L214 144V146L210 143V144H208ZM228 142V144H230ZM64 143H62V144H64ZM82 144V148L80 147V149H81V151H82V149L84 148V150L86 149V146H84L83 147V141L82 142H79V144ZM84 143L86 144V141H84ZM108 143V142H107ZM156 143V142H155ZM163 144H164V142H162ZM161 143V144H162ZM166 143V142H165ZM168 143V142H167ZM185 143V142H184ZM183 143V144H184ZM199 143V142H198ZM201 143H199V145L201 144ZM217 143V144H216ZM55 144V145H54ZM57 144V145H56ZM99 144V143H98ZM98 144L96 145L97 146V148H99L98 147ZM141 144L143 145V142H141ZM163 144L161 145V147H166L167 148V151H168V148H170V150L171 151H168V153L170 154L172 151H173V149H177V152H178V149L179 150H181V149H183V147H184V145H182L183 147H181V146H179V148H171V146L169 145V144H166L167 146L169 145V147H167L165 144H164V146H163ZM177 144V143H176ZM181 144V143H180ZM226 145H227V143H225ZM224 144V145H225ZM242 144V143H241ZM245 143H244V145H246ZM53 145V146H52ZM100 145V144H99ZM178 145V144H177ZM185 145H186V143H185ZM226 145H225V147L224 148H226V150L223 148V150H225V151H228V152H223V155H224V153H225V155L226 154H228V153H230V152H232L233 153V151H236L235 149L232 151V148L231 149H229L230 150V152H229V150L227 149V147H226ZM234 145V144H233ZM237 145H239L238 143H237ZM243 145V146H244ZM251 145V146H250ZM65 146V145H64ZM90 146H93L92 144H90ZM90 146H89V148L88 149H86L87 151H89L90 150ZM198 146V145H197ZM197 146H193L192 148H194V147H196V148H194L196 151H198L199 150V148H197ZM208 146V147H209ZM210 146V147H211ZM229 148H230V146L231 145H227ZM255 146V145H254ZM58 147H59V145H58ZM176 147V146H175ZM178 147V146H177ZM211 147V148H212ZM238 148H240L239 146H237ZM95 148V145L93 146V149ZM96 148V149H97ZM150 148H153L154 149V151H150ZM159 148V149H158ZM162 148V149H163ZM181 148V149H180ZM185 148V147H184ZM191 148V147H190ZM200 148H201V146H200ZM203 148V147H202ZM201 148V149H202ZM247 148V147H246ZM41 151V153L42 154H39L38 152H40L39 150ZM96 149H94V151L96 150ZM146 149H147V151H146ZM210 149V148H209ZM254 149V148H253ZM256 149V148H255ZM251 150V151H247V154H246V152L244 151L243 153H245L246 155H248V157L250 158V156H252V157H256L257 155H259L260 153H261V156L260 157H257V158H263L264 159V147H263V145H262V149H259V150ZM38 150V151H37ZM44 150V151H43ZM61 149H59L58 148V150H55V151H60ZM100 150H101V148L99 149V151H98V149L95 151L96 153H97V151L98 152H100ZM161 151L160 153V156H158L159 155V153L157 152V151ZM206 150H208V149H202V150H200V151H202V152H205ZM212 150H214L213 148H212ZM43 151V152H42ZM45 151H46V153H45ZM86 151V152H87ZM166 151V150H165ZM182 151V150H181ZM180 151V152H181ZM187 151V150H186ZM210 151H211V149H210ZM221 151H222V149H221ZM241 151H242V148H241ZM58 152L56 153L55 152V154L58 156L57 158H60L59 156H61V154H64V153H61L60 154V152H59V154H58ZM62 152V151H61ZM146 152V153H145ZM174 152L175 151H173V155H174ZM238 152V151H237ZM45 153V154H44ZM52 153H54L53 151H52ZM101 153V152H100ZM152 153V154H153ZM154 153V154H155ZM166 153V152H165ZM183 153V152H182ZM181 153V154H182ZM185 153H187V152H185ZM185 153H183V154H185ZM198 153H200V154H198ZM216 153V152H215ZM235 153V152H234ZM95 154V153H94ZM143 154H144V158H143ZM167 154V153H166ZM169 154H168V158H169ZM181 154H179V155H181ZM188 154V153H187ZM196 154V153H195ZM208 154V153H207ZM210 154V153H209ZM217 154V153H216ZM240 154V153H239ZM238 154V155H239ZM252 154H254L255 156H253ZM43 155V156H42ZM45 155H46V157H45ZM48 155V156H47ZM96 155V154H95ZM177 155V154H176ZM197 155H201V152H197V154L195 155L196 157H198ZM205 155V154H204ZM203 155V156H204ZM211 155V154H210ZM222 155V154H221ZM225 155H224V157H225ZM230 155H231V153H230ZM228 155L229 157H231V156H233L234 157V155ZM79 156V157H78ZM126 156V155H125ZM127 156H129V155H127ZM151 156H154V155H151ZM157 156V157H156ZM181 156H183L184 157V155H181ZM187 156V155H186ZM203 156H201L202 158H203ZM206 156V155H205ZM227 156V157H228ZM241 156V155H240ZM245 156V155H244ZM120 157V156H119ZM177 157H179V156H177ZM187 157H189V156H187ZM227 157H225V158H227ZM228 157V158H229ZM232 157V158H233ZM247 157V156H246ZM245 157V158H246ZM56 158V156L53 158V159H55ZM66 158V157H65ZM155 158H153V159H155ZM166 158V157H165ZM167 158V159H168ZM182 158V157H181ZM180 158V159H181ZM216 158V157H215ZM232 158H229V163H231V165H232V162H230V159H232ZM235 158V157H234ZM237 158V157H236ZM256 158V159H257ZM89 159V158H88ZM91 159V158H90ZM101 159V161H102V158H100ZM121 159H123V158H121ZM148 159V158H147ZM156 159V160H157ZM179 159V161H181L180 163L182 164V163H184V165H185V161L184 162H182V160L183 159H181L180 160ZM199 157H198V161H199ZM224 159V158H223ZM222 159V160H223ZM244 159V158H243ZM251 159V158H250ZM56 160V159H55ZM106 160H108V159H106ZM105 160V161H106ZM109 160H111V159H109ZM108 160V161H109ZM150 160V159H149ZM172 160V159H171ZM170 160V161H171ZM187 160V159H186ZM236 160V159H235ZM72 161H74V163H75V168L76 169H79L80 167H82L83 169H81L80 168V170H76L75 168H74V166L72 165V164H74ZM75 161H77V162H75ZM81 161V162H80ZM112 161V160H111ZM143 161V162H142ZM158 161V160H157ZM156 161V162H157ZM160 161V160H159ZM172 161H174V160H172ZM218 161V160H217ZM223 161H225V160H223ZM222 161V162H223ZM226 161H227V159H226ZM226 161H225V163H226ZM234 161V160H233ZM262 161H264V160H262ZM65 162H67V163H65ZM81 163L80 165H77V167H76V163L78 164V163ZM89 162H91V160H89ZM167 162V161H166ZM187 162V161H186ZM205 162V161H204ZM235 162H238V161H235ZM235 162H233V164L235 163ZM57 163H60L61 164V166H60V164H58L57 165ZM103 163V162H102ZM199 163H201L200 164V169L201 168H203V166H205L206 164H203L202 162H199ZM225 163H223L222 165H221V167H224L226 164ZM247 163H250V161L249 162H247ZM70 164V165H69ZM88 164H91L92 165V167H91V165H90V168L92 169H90V168H87L88 166ZM219 164H221V162H219ZM237 164V163H236ZM57 165V166H56ZM63 165V166H62ZM145 167H144V166ZM218 165V164H217ZM228 165V164H227ZM246 165V164H245ZM244 165V166H245ZM59 166H60V168H59ZM68 166H70V167H68ZM72 166V167H71ZM109 166V165H108ZM107 165H106V167H108ZM115 166V165H114ZM117 166V165H116ZM116 166H115V169H116ZM121 166V165H120ZM172 166V165H171ZM220 166V165H219ZM239 166H241V165H239ZM253 166V165H252ZM100 167V168H99ZM118 167V166H117ZM148 167H149V165H148ZM150 167H152V165H150ZM149 167V168H150ZM154 167V166H153ZM152 167V168H153ZM184 167V166H183ZM189 167V166H188ZM215 167V166H214ZM219 168V167H217V169L219 168L220 170H221V172H224V173H226L225 171L228 169V168H230L231 166L229 165V167H226V170H224V171H222V168ZM74 169V170H71V169ZM99 168V169H98ZM108 168H110V166L108 167ZM112 169L114 168V167H111ZM142 168H144V169H142ZM161 168V167H160ZM168 168H170V167H168ZM168 168H166V171H167V169ZM177 168V167H176ZM182 168V167H181ZM191 168H193V167H191ZM232 168H233V166H232ZM240 168V167H239ZM243 168V166L241 167V169ZM124 169V167L121 169V170H123ZM164 170H165V168H163ZM163 169H162V171H163ZM180 169V168H179ZM184 169V168H183ZM210 169V168H209ZM89 170V171H88ZM101 170V169H100ZM103 170V169H102ZM104 170H108V169H105L104 168ZM149 170V169H148ZM152 170V169H151ZM150 170V171H151ZM154 170V169H153ZM171 170V169H170ZM170 170H168V171H170ZM175 170V169H174ZM186 170V169H185ZM185 170H181V171H185ZM191 169H189V175H187V174H185V175H182L181 174V177L183 176L184 178L185 177H188L187 179H190V171ZM195 170V169H194ZM207 170V169H206ZM215 170H216V168H215ZM230 170H232V169H229V173H230ZM234 170V169H233ZM109 171V170H108ZM125 171V170H124ZM123 171V172H124ZM130 171V170H129ZM129 171H128V173H129ZM155 171H156V169H155ZM177 171V173H178V170H176ZM228 171V170H227ZM236 171V170H235ZM68 172V173H67ZM102 172V171H101ZM127 172V171H126ZM165 172V171H164ZM173 172V171H172ZM218 172L220 173V171L218 170ZM252 172H254V171H252ZM46 173H49V174H52L53 176H51V175H47ZM65 173V177L68 175V177H66V178H64L62 175ZM104 173V172H103ZM137 173V172H136ZM171 173V172H170ZM176 173V172H175ZM176 173V174H177ZM185 173V172H184ZM228 173V172H227ZM226 173V174H227ZM232 173V172H231ZM234 173V172H233ZM238 173V172H237ZM67 174V175H66ZM100 174V175H99ZM146 174H147V172H146ZM151 174V173H150ZM152 174H153V171H152ZM165 174H166V172H165ZM167 174H169L168 172H167ZM201 174V173H200ZM235 174V173H234ZM59 175V176H58ZM154 175H155V173H154ZM157 175V174H156ZM162 175V174H161ZM179 175V174H178ZM207 176H208V174H206ZM210 175H211V173H210ZM219 175H220V177H219ZM228 175V174H227ZM227 175L225 176V174H218V176L216 175V177H219L220 178V181H221V177L222 176H224V178L225 177H227ZM54 176H56V178L54 177ZM97 176L98 177H100V178H97ZM121 176H123V178L124 179H119L118 180V178H121ZM133 176V175H132ZM165 176V175H164ZM167 176V175H166ZM212 176V175H211ZM229 176V175H228ZM240 176V175H239ZM239 176H237V177H239ZM261 176V175H260ZM134 177V176H133ZM153 177V176H152ZM159 177H162V176H159ZM158 177V178H159ZM175 177V176H174ZM195 177V176H194ZM229 177H233L232 175L231 176H229ZM236 177V176H235ZM234 177V178H235ZM241 177V176H240ZM158 178H156V180L158 181L159 179ZM164 178V177H163ZM170 178V177H169ZM177 178V177H176ZM192 178V177H191ZM196 178H199V177H197L196 176ZM204 178V177H203ZM207 178H209V177H207ZM206 178V180H208ZM66 179H68V180H70V184L68 183V180H66ZM178 179H181V178H178ZM187 179L185 178V180L187 181ZM237 179V178H236ZM235 179V180H236ZM241 180V178H238V180ZM108 180H110V181H112L113 183H114V181L113 180H117V182H115V184L116 185H114V187H115V189H116V191L114 192L113 190L111 191V190H107L108 189V187L106 188V182L108 181ZM127 180V179H126ZM130 179H128V183H131L130 181H129ZM143 180V179H142ZM182 180V179H181ZM195 180V179H194ZM197 180V179H196ZM231 180V179H230ZM72 181H77V182H79V183H82V185H80L79 183H76V184H78V185H80V186H83V188H84V190H83V188L81 187L80 188V192L79 193H76V190H75V193H74V189H73V187L71 186V184H72ZM144 181V180H143ZM160 181V180H159ZM199 181H200V179H199ZM209 181V180H208ZM216 181H217V179H216ZM153 182V181H152ZM171 182H174V181H171ZM181 182H183V180L182 181H180V183ZM215 182V181H214ZM240 182V181H239ZM113 183H111L110 182V184H113ZM154 183V182H153ZM167 183V182H166ZM168 183H169V181H168ZM178 183V182H177ZM177 183H173V185L175 184L176 186L178 185H180V184H177ZM185 183V182H184ZM183 183V184H184ZM209 183V182H208ZM238 183V182H237ZM120 184V183H119ZM132 184V183H131ZM157 184V183H156ZM195 183L193 182V185H194ZM201 184V183H200ZM205 184H206V182H205ZM225 184V183H224ZM223 183L221 184V185H224ZM61 185V186H60ZM145 185V184H144ZM149 185H150V182H149ZM155 185V184H154ZM158 185V184H157ZM156 185V186H157ZM174 185V186H175ZM184 185H186V183L184 184ZM192 184H191V186H193ZM126 186V187H125ZM137 187V189H136V187ZM135 186H133L134 187V189H133V191L135 192L136 190L138 191V189H139V187H140V185H136L135 184ZM155 186V187H156ZM160 186V185H159ZM168 186V185H167ZM170 186V185H169ZM171 186H172V183H171ZM178 186L177 187H171L172 189H176V188H178ZM202 186H204V183H203V180H202ZM131 187V186H130ZM163 187V186H162ZM200 187V186H199ZM77 189V188H76ZM98 189H101L102 191H98ZM157 189V188H156ZM159 189H161V188H159ZM169 189V188H168ZM78 190V189H77ZM89 190V191H88ZM105 192H104V191ZM124 190V189H123ZM149 190V189H148ZM180 190H183V188L181 187V189ZM180 190H178V191H180ZM88 191V192H87ZM92 193H91V192ZM132 191V192H133ZM136 191V192H137ZM146 191H147V189H146ZM175 191H177V190H175ZM78 192V191H77ZM91 194H90V193ZM97 192H99V193H97ZM101 192V193H100ZM116 192H117V194H116ZM126 192V191H125ZM125 192H123V193H125ZM139 192V191H138ZM190 192V191H189ZM220 192H223V191H220ZM220 192H218V193H220ZM257 192H259V191H256V193ZM74 193V196L72 195ZM89 193V194H88ZM96 193H97V195H98V197L100 196V195H102L103 196V194H104V196L102 197V196H100L101 198H103L102 200H100V198H99V200L97 199V202L99 203V201H101V202H103V203H101L102 205H101V207H100V205L99 204H97L94 200H96V199H91V198H95V197H97V195H96ZM103 193V194H102ZM122 193V192H121ZM149 193H151L150 191H149ZM148 193V194H149ZM195 193V192H194ZM76 194V195H75ZM129 194V193H128ZM175 194V193H174ZM188 194H190V193H188ZM201 194V193H200ZM222 194V193H221ZM87 195V196H86ZM91 195H93V196H91ZM96 195V196H95ZM124 195V194H123ZM123 195H121V196H123ZM125 195H126V193H125ZM134 195H137V194H134ZM134 195H132L133 196V198H135L134 197ZM229 195V194H228ZM231 196H229V197H233V195L232 194H230ZM75 196H79L78 198H76ZM82 196H85V197H83L82 198ZM89 196V198H90V196H91V198L88 200V197ZM95 196V197H94ZM128 196V195H127ZM130 197H131V194L129 195ZM142 196V195H141ZM145 196H147V195H145ZM235 196V195H234ZM72 197H73V199H72ZM74 197L77 199H74ZM81 197V198H80ZM150 197V196H149ZM159 197V196H158ZM189 197V196H188ZM187 197V199L188 200H186L185 202L186 203H188L189 202V199H191L190 200V202H193L192 200L196 197V196H193L192 198H191V195H190V197L188 198ZM203 197V196H202ZM214 197V196H213ZM217 197V196H216ZM223 197V196H222ZM221 196H220V198H222ZM226 197H228V196H226ZM228 197V198H229ZM242 197V196H241ZM263 197H264V195H263ZM80 198V199H79ZM85 198L90 202V204H92V202L94 201V203H96L95 205L97 206H95L94 205V207L95 208H93L92 206H90L89 205V203H86V202H81V203H83L85 206L83 207V209H82V204L80 203V205L81 206H79V202L78 201H84L85 200ZM123 198V197H122ZM132 198V197H131ZM154 198V197H153ZM175 198H176V195H175ZM186 198V197H185ZM201 198V197H200ZM205 198H206V196H205ZM219 198V199H220ZM234 198V197H233ZM82 199V200H81ZM147 199V198H146ZM159 199V198H158ZM172 199V198H171ZM180 199V198H179ZM201 199H203V198H201ZM200 199V201H202ZM214 198H212V200H213ZM226 199V198H225ZM224 199V200H225ZM237 198H235V200H236ZM242 199H244V198H242ZM72 200H73V202H72ZM87 200H85V201H87ZM155 200V199H154ZM204 200V199H203ZM206 200V199H205ZM211 200V201H212ZM214 200H216V198L214 199ZM218 200V199H217ZM223 200V201H224ZM230 200H231V198H230ZM77 201V202H76ZM87 201V202H88ZM131 201V202H130ZM182 201H184V200H182ZM181 201V202H182ZM200 201H198V203L200 202ZM218 201H220V200H218ZM139 202H141V201H139ZM180 202V201H179ZM203 202V201H202ZM205 202V201H204ZM209 202V201H208ZM207 201H206V203H208ZM214 202V201H213ZM237 202H238V200H237ZM237 202H235V203H237ZM240 202V201H239ZM93 203V204H94ZM131 203H133V204H131ZM149 203V202H148ZM197 204V202H196V199H195V202H194V204ZM219 203V202H218ZM220 203H222V202H220ZM226 203V202H225ZM86 204H87V206H86ZM120 204V205H119ZM141 205H146V203L144 204V202H143V204H142V202L140 203ZM176 204V203H175ZM181 204V203H180ZM189 204V203H188ZM191 204H193V203H191ZM191 204H190V206H191ZM195 204V205H196ZM224 204V203H223ZM223 204H222V206H223ZM201 205H203V204H201ZM206 205H208V204H206ZM238 205V204H237ZM122 206V207H121ZM173 206V205H172ZM204 206V205H203ZM224 206H226V204L224 205ZM223 206V207H224ZM133 207V208H134ZM146 207V206H145ZM157 207V206H156ZM199 207H201L200 206V204H199ZM199 207H197L198 209H201V208H199ZM207 208H208V206H206ZM222 207V208H223ZM235 207H236V205H235ZM242 207H243V205H242ZM84 208L87 210V212L89 213V211H90V215L92 214V213H96L97 215H98V217H96V218H92V220H90L89 221V219H87L88 218V216L85 214V213H83L82 212V210H84ZM102 208H104V210L102 209ZM125 209V210H123V209ZM173 208V207H172ZM226 208V207H225ZM229 208V207H228ZM237 208H239L238 206H237ZM244 208V207H243ZM251 208V207H250ZM257 208V210H258V207H256ZM105 209L106 210H108V212H110L111 211V213H113L114 214V212H115V214H114V216H112L111 218H113L112 219V221L111 220H109L108 221V219L110 218L109 217V215L107 216V213L106 214H104V212H106L105 211ZM112 209V210H111ZM135 209V208H134ZM134 209H131V210H134ZM138 207H136V211H138V210H140V208L138 209ZM150 209V208H149ZM170 209V208H169ZM177 209V208H176ZM198 209H196L197 211H198ZM209 209H211V208H208V210ZM230 209V208H229ZM242 208H240V210H241ZM246 209V208H245ZM110 210V211H109ZM144 211H145V209H143ZM142 210V211H143ZM152 210V209H151ZM163 210V209H162ZM204 210V209H203ZM203 210H201L202 212H203ZM207 210V209H206ZM206 210H205V212H206ZM207 210V211H208ZM127 211H130V210H127ZM142 211L140 212L141 213V216L143 217V215L144 216H150V218H151V216H152V214H149V212H148V215L146 214L147 212V209H146V213L145 214H142ZM181 211V210H180ZM224 211V210H223ZM86 212V211H85ZM126 212V213H125ZM164 212V211H163ZM175 212H176V210H175ZM182 212V211H181ZM184 212V211H183ZM182 212V213H183ZM199 213H200V211H198ZM211 212H212V209H211ZM210 212V213H211ZM226 212V211H225ZM224 212V213H225ZM110 213V214H111ZM173 213V212H172ZM187 213V212H186ZM208 213V212H207ZM214 213V212H213ZM243 213V212H242ZM252 213H254V212H252ZM88 214V215H89ZM175 214V213H174ZM177 214V213H176ZM184 215H185V213H183ZM190 214H191V212H190ZM203 214V213H202ZM205 214V213H204ZM203 214V215H204ZM215 214H217V213H215ZM233 214V213H232ZM103 215H105V218H107V220H105L104 218H103ZM124 216L125 218H123V217H121V219H120V216ZM137 215V214H136ZM135 215V216H136ZM182 215V214H181ZM180 215V216H181ZM218 215H219V213H218ZM225 215V214H224ZM236 215H238L237 213H236ZM250 215V214H249ZM111 216V215H110ZM130 216V215H129ZM164 216V215H163ZM166 216V215H165ZM174 216V215H173ZM193 216V215H192ZM201 216V215H200ZM209 216V215H208ZM214 216V215H213ZM217 216V215H216ZM226 216H228V215H226ZM242 216V215H241ZM246 216V215H245ZM137 217V216H136ZM139 217V216H138ZM137 217V218H138ZM167 217V216H166ZM186 217H189V218H186ZM195 217V216H194ZM250 217V216H249ZM135 219L133 216L131 217V218H129V219ZM137 218L135 219V220H137ZM140 218V217H139ZM170 218H173V217H170ZM182 218L183 219H185V220H183L182 219V222H179V225L178 226H180V223H181V225H184L185 224V221H187V225L185 224V226H188V224L189 225H191V223H192V221H190L189 222V220H191L193 217H191V216H189L188 214L187 215H185V216H182ZM199 218V217H198ZM211 218V220L209 221V222H211L212 221V217H210ZM227 217H225V218H222L223 220L224 219H226ZM261 218V217H260ZM132 219V220H133ZM162 219H164L163 217H162ZM176 219V218H175ZM200 219V218H199ZM206 219V218H205ZM209 218H207V220H208ZM215 219V218H214ZM218 219V218H217ZM230 219V218H229ZM173 220V219H172ZM178 220V219H177ZM243 220H245V219H243ZM253 220V219H252ZM143 221H146L145 219L143 220ZM143 221H141V223H143V226L145 225V222H143ZM151 222L152 221H154L153 220V218H151V220H150ZM149 221V222H150ZM170 221V220H169ZM168 221V224H167V226H166V228H168L169 226V223L171 222H169ZM174 221H176V220H174ZM179 221V220H178ZM183 221H184V223H183ZM199 221V220H198ZM197 221V222H198ZM218 221H219V219H218ZM217 221V222H218ZM221 221V220H220ZM229 221V220H228ZM231 221V220H230ZM241 221V220H240ZM239 221V222H240ZM250 221V220H249ZM130 222V220L128 221V223ZM149 222L147 221L146 223H148L149 224ZM150 222V223H151ZM161 222H165V221H161ZM173 222V221H172ZM203 223L202 221H199V223ZM213 222H215V224H217V222L216 221H213ZM224 222L225 221H223L222 222V224H224ZM139 223V222H138ZM156 222L154 221V224H155ZM160 223V222H159ZM178 223V222H177ZM152 224V223H151ZM157 224V223H156ZM166 224V223H165ZM164 224V225H165ZM172 224V223H171ZM176 224V223H175ZM220 224V223H219ZM222 224H221V227H224V226H222ZM227 223H225V225H226ZM251 224V223H250ZM139 225H140V223H139ZM142 225V224H141ZM153 225V224H152ZM152 225H150V226H152ZM162 225H163V223H162ZM164 225L162 226V227H164ZM172 225H174V224H172ZM197 225H198V227L200 228L201 227V225H199L198 223H197ZM209 225H211V224H209ZM240 225V224H239ZM154 226V225H153ZM157 226H158V224H157ZM193 226V225H192ZM248 226V225H247ZM260 226H263V224L262 225H260ZM145 227V226H144ZM146 227H147V225H146ZM155 227H156V225H155ZM160 227V226H159ZM162 227H161V229H162ZM173 228H174V226H172ZM177 227V226H176ZM203 227V226H202ZM208 227V226H207ZM240 227H241V225H240ZM264 227V226H263ZM165 228V229H166ZM172 228V229H173ZM178 228H180V227H178ZM181 228H182V226H181ZM205 228V227H204ZM227 228V227H226ZM226 228H224L225 230H226ZM255 228V227H254ZM137 229V228H136ZM156 229V228H155ZM171 229V228H170ZM174 229H177V228H174ZM183 229V228H182ZM224 229H223V231H224ZM228 229V228H227ZM253 229V228H252ZM255 229H257V228H255ZM264 229V228H263ZM263 229H261L262 231V233L260 232V234H262V238H263V235H264V230ZM141 230H143V229H141ZM164 232L166 231V230H164V229H162ZM161 230V231H162ZM168 230H169V228H168ZM167 230V231H168ZM190 230H192V229H190ZM211 230V229H210ZM254 230V229H253ZM257 230H259V229H257ZM108 231H110V234H108ZM132 231H134L135 233L134 234H132ZM139 231H140V229H139ZM144 231V230H143ZM156 231H157V229H156ZM166 231V232H167ZM172 231H174V230H172ZM176 231V230H175ZM174 231V232H175ZM182 231V230H181ZM189 231V230H188ZM198 231V230H197ZM197 231H194V233L195 232H197ZM222 231V232H223ZM227 231V230H226ZM256 230H254V232H255ZM159 232V231H158ZM171 232V231H170ZM191 232V231H190ZM192 232H193V230H192ZM207 232H208V230H207ZM211 232V231H210ZM209 232V233H210ZM151 233V232H150ZM224 233V232H223ZM227 233V232H226ZM132 234V235H131ZM135 234H136V238H135ZM157 234V233H156ZM159 234H160V232H159ZM207 234V233H206ZM213 234V233H212ZM211 234V239H212V236L214 235H212ZM230 234V233H229ZM255 234V233H254ZM154 233H153V236L152 237H154ZM158 235V234H157ZM162 235V234H161ZM175 235V234H174ZM138 236V237H137ZM144 236V235H143ZM155 237H156V235H155ZM214 237V236H213ZM249 237V236H248ZM251 237H253V236H251ZM251 237H249V238H251ZM254 237H256V236H254ZM258 237V236H257ZM261 237V236H260ZM259 237V238H260ZM143 238H145V237H143ZM151 238V237H150ZM185 238V237H184ZM207 238V237H206ZM215 238V237H214ZM248 238V239H249ZM262 238H260V239H262ZM146 239H148L147 237H146ZM186 239H187V237H186ZM217 239H218V241H219V243L220 244H224L225 242H226V240L225 239H223L221 236H218L217 237ZM247 239V240H248ZM142 240V239H141ZM246 240V241H247ZM255 240H256V238H255ZM136 241V242H135ZM145 241V240H144ZM199 240H197V241H195V242H198ZM243 241H245V240H243ZM242 241V242H243ZM249 241H251L250 239L248 240V242ZM253 241V240H252ZM257 241L258 242H260L259 240H256V243H257ZM261 241H263V239L261 240ZM171 242V241H170ZM178 243V242H177ZM176 243V244H177ZM192 243V242H191ZM193 243H194V241H193ZM202 243H205V242H202ZM236 243V242H235ZM263 244H264V242H262ZM173 244V243H172ZM210 244V243H209ZM217 244V243H216ZM215 244V245H216ZM250 244H253L252 242L250 243ZM258 244V243H257ZM260 244V243H259ZM143 245V244H142ZM202 245V244H201ZM121 246V247H120ZM191 246L192 247H194L192 244H191ZM204 246V245H203ZM250 247H251V249L250 250H248V251H241L242 253H241V256H239L240 254H238V256H239V258H241L242 257V255L244 254V256H245V253H247L248 252V255H249V251L251 252V250H253L254 248L253 247H256L255 249H257V247H259L260 248V246H256V245H254L253 247L251 246V245H249ZM261 246H263L262 244H261ZM171 247V246H170ZM195 247H196V245H195ZM226 247H228L227 245H226ZM238 247V246H237ZM245 247H247V246H245ZM120 248H121V250H120ZM222 248V247H221ZM233 248H234V246H233ZM240 248V247H239ZM253 248V249H252ZM119 249V250H118ZM223 249V248H222ZM242 249V248H241ZM246 249V248H245ZM208 250V249H207ZM234 250V249H233ZM219 251H222L221 249H220V247H219ZM240 251H238V252H240ZM261 251V250H260ZM131 252V251H130ZM227 252V251H226ZM225 252V253H226ZM230 252V251H229ZM257 252H259V250H257ZM118 253V254H117ZM120 253V254H119ZM123 253V252H122ZM216 253V252H215ZM222 253V252H221ZM224 253V254H225ZM232 253V252H231ZM253 253H254V251H253ZM255 253H256V251H255ZM254 253V254H255ZM264 253V252H263ZM237 254H235V256L237 255ZM254 254H251L250 253V255H254ZM259 253H256V255L257 256H259L260 257V255H258ZM262 254V253H261ZM214 255V254H213ZM226 255H229V254H226ZM255 255V256H256ZM128 256V255H127ZM233 256V255H232ZM243 256V257H244ZM123 257H125V254H124V256ZM220 257H222V256H220ZM223 257H224V255H223ZM228 257V256H227ZM230 257V256H229ZM237 257V256H236ZM235 257V258H236ZM251 257V256H250ZM253 257V256H252ZM262 257V256H261ZM260 257V258H261ZM235 258H233V259H235ZM238 258V257H237ZM238 258V259H239ZM246 258V257H245ZM255 258V257H254ZM254 258H252V259H250L251 261L250 262H252V260H254ZM230 259V258H229ZM256 260V259H255ZM246 261V260H245ZM249 260H247V262H248ZM260 261L261 260H259V263H260ZM247 262H245V264L247 263ZM129 263V262H128ZM127 263V264H128ZM258 263V262H257ZM252 264V263H251Z\"/></svg>", "mask_w": 264, "mask_h": 264}, {"label": "rangeland", "instance_id": "rangeland-1", "mask_svg": "<svg viewBox=\"0 0 264 264\" xmlns=\"http://www.w3.org/2000/svg\"><path fill=\"white\" fill-rule=\"evenodd\" d=\"M125 1V2H124ZM174 1H176V0H174ZM189 2H191V3H187V1L186 0H184V3L186 2V5H188V7H186V5H184L183 7H182V9H186V8H188V10H187V12L184 14V13H180V15L179 16H177V20L179 21V23L181 24L183 21L182 20H184V22L186 23H184V25L186 26V27H184V29H182V34L180 35V37L178 38V40L177 41H175V42H173V41H171V40H167V41H165L164 43H161V44H159V41H155V40H153V38H151L150 36H152V34L151 35H149V34H145V33H142V32H136V34H138L139 35V39H137V38H135V37H137L138 35H132V36H134V38L133 39H136V41H132V39L130 40V38H128V40H129V43L130 42H134V44L133 45H131V44H129V43H127L128 42V40L126 41V40H122V36L120 35L119 37H121L120 38V40L124 43L123 45H122V42H120V40L119 39H115V40H119V41H116V42H118V45L119 44H121V45H119V47L118 48H120V46H124V49L126 48L127 49V51H125L124 49H123V47H121V49H123L122 50V52H124V53H127L129 50H131L130 48H132V49H134L135 48V52L137 51L136 50V48H139V49H142V52H141V50H140V53H142V55H144L143 56V58H145L144 60H146L144 63L145 64H143V66H141L139 69L140 70H135V75H134V73H132V75L133 76H135V78H140L141 76H144L142 73H141V75H140V72L143 70V72H144V70H148V72L149 71H151V70H153L152 69V66H149V65H153V64H156V62H157V64H158V62H160L161 61V63H160V65H161V68H162V70L160 69L159 71H157L156 73V75H157V77H159V75L161 76V75H163V77L165 76H167L166 77V79L165 78H158V79H156L157 80V83H159V85L161 84L160 82H158L160 79L162 80L161 82H163L164 81V83H166L167 81H169L170 80V78L172 77L173 79H171L172 81L173 80H175L176 81V83H175V81H173L174 82V84H178L177 83V81H179V80H176L177 79V77L180 75V74H183V73H185V74H183L184 76H182V78L179 76L178 78H180V79H183V83L185 84L186 83V85L188 86V84H187V82H189V81H191L190 82V85H189V88L190 87H193L192 86V82L193 81H197L196 83H195V87H193V90L194 89H196V90H194V92L195 93H193V94H195V97H196V94L198 95L196 98H200V99H194L195 97H194V95H192L194 98H192V96H189V95H191L192 94V92H190L191 91V89L189 90V88L188 87H184V84H179V85H181L182 87H184V88H181V89H185L187 92H184L183 90H179V85H177V86H179V87H177V91H179V93H183V94H187L188 95V93H190L188 96L189 97H191V99L188 97L187 99H183V100H180L179 101V99H181L180 98V96H179V99L176 101V102H179V104H182V106H180V109L178 108V106H173V104H177V103H175V100H169V103H168V99H167V97L169 98L170 96H171V98H173L175 95L173 94L174 93V91L176 90L175 89V87H172L171 85H174V84H171V82L169 83V85L167 84V87H165V90H167L168 89V87L169 86H171V87H169V88H171L172 89V92H171V90L170 89H168L169 91H166V97H165V95H164V97L163 98H165V99H162V100H164V102L163 101H160L161 99H159V101L161 102V103H159V102H157L158 101V99H156L157 97L155 96V100H156V102H157V106L159 107V105L160 104H162V106H160L159 107V109L161 108L162 110H164V112L166 111L165 109H167L168 111L166 112L167 114H168V112H169V110L171 109L170 108V106H168V105H170V103H173L172 104V108L174 109V107L176 108V110H177V112H183L182 114H185V117H183L182 116V114L181 113H173V109L171 110L172 111V113H171V111H170V115H168V118L170 117V116H172V117H170L168 120L169 121H167V119H165L164 117H167V115H166V113H164L163 114V112L161 113L164 117V119L167 121V122H163L164 124V126L162 125V117H161V120H160V116H162L160 113H159V109H156V108H153L154 106L155 107H157L156 105H152V107L151 106H149L148 107V110H147V108L145 107V105H147V104H154V103H147L146 104V102H147V100H145V101H143V99L144 98H139V100H141V102H142V104H141V106L138 104V107H140V108H142V107H145V109L147 110H145V109H140V111L139 112H142L143 110L145 111H143L145 114L148 112L149 113V111H151V110H153V109H156L157 110V113H159L158 114V119H159V127L161 126V127H167V128H170V125L171 126H173L172 127V129H174V131H175V129L176 128H174L175 126H176V124H175V122L178 124V125H180V126H182V128L180 127V126H176L179 130H181V129H183L184 128V126L185 125H188V128L185 126V128H184V130H186V131H188V129H190L189 131H191L190 133H187V134H189V135H187L185 132H183V133H181L182 132V130L181 131H175V133H173V130H171L172 131V135H171V131L169 132H167L165 129H166V127L165 128H159L160 129V132H164V133H166V135H165V138H164V141H162V142H164V144L166 145V144H169L170 146H171V148L173 149V148H179V146H181V147H183L182 145H184V147H183V149H181V150H179L178 149V152H177V149H173V151H175L174 152V155H173V151L169 154L168 153V151H171L170 150V148H168V151H167V148L166 147H161V145L163 144L162 142H157V139H156V143L154 142L152 145H151V147L154 145V148L156 149V146H159L160 145V148H161V150H163L164 152H163V154L164 155H167V156H162V154L160 153L161 151L159 150V151H157L158 153H159V155L158 156H160V154H161V156H160V158H155V155H157L156 153H155V151H154V149L153 148H150V151L152 150V151H154V153L153 152H151L150 154H148V156L147 157H145L144 156V154H143V158H144V160H146L147 162L148 161H150V162H154V163H150L149 164V162H148V165H149V167H150V165H152V167H148V165H146V172H147V174H146V172H145V174H139V170L141 171V172H143V170H141V169H138V170H136V169H134V168H132V166H135L137 163H136V160L138 161V157L139 156H141L142 157V155L139 153V150H140V147H143L144 145H145V143L146 142H149V141H152V136L150 135V134H148V133H142V132H138L137 131V129H136V131H134V125H133V122L131 121V120H133V118H130L129 116H125L124 114V116L126 117V118H130V119H128V120H126L125 121V119H123V122L121 123L120 121L122 120V119H120V121H118L119 120V118H121L120 117V115L122 114V113H119V112H121L120 110H121V107H120V109L118 110L119 112H117L116 114H115V109H116V111H117V107L116 106H120V105H115V107L116 108H114V106H110L111 108H109V106H107L108 104H106V106L104 107V108H101V109H103V111H105V113L107 112L108 113V116H111V117H108L107 116V114H106V118H107V121H106V118H104V120L105 121H101L100 119L102 118V116H104V115H102L103 113H102V111H101V109H99V108H97V110H96V112H95V109H92L91 111L92 112H94V113H92L90 116L88 115V111H86L87 113H85L84 112V114H87L86 115V117H87V119L89 120V124H93V128L91 127V125H88V123L86 124L84 121H85V119H86V117L85 116H83V117H85V119L83 118V126L80 128V123L79 122H77V121H80L81 119H82V117L80 116V120L78 119V120H76L75 121V125H78V127H76L74 124H73V127L72 126H70V129L67 127V125L66 124H68V126H69V124H71L70 122L71 121H73V115H72V112H73V114H75V118L77 119L78 117H76V112H79L80 111V113H81V110L82 109H80V108H77L78 106H76L75 104H71V102H74L75 103V101H71L72 99H71V97L73 96V94L72 93H69V86L65 83V86L61 83V86H60V84H56V86H55V89L56 90H59V91H61L62 89V93H64V90H66V91H68L67 93L65 92L64 94H66V95H62V97L61 98H63V99H60V97L58 98V96H57V92H55L56 90H53V89H50L51 87H49V90H50V92H49V95H53L54 93L56 94H54V99H56L57 98V100H66V103H69V104H66V103H64V104H62L63 105V107H61V108H56L55 109V111L57 110V109H59L60 110V112L58 111V113H60L62 116L61 117H57V122L59 121V119H60V123L62 122L61 120H66V123H64V125L63 126H66L70 131H71V133L68 131V133L67 132H64V133H66L67 135H64V133L62 132V128H63V126H62V128L60 129V128H58V129H56V131H58L59 129V132H60V134H58V133H56V134H58L57 135V138L59 139V135H61V134H63L62 136V138L61 139H64V141H62V142H57L58 143V145H59V147H58V145H57V147L55 146V150H58V148L59 149H61L59 152H60V154L61 153H64V154H61V156H59L60 158H57L58 156L55 154V152L57 153L58 151H55V150H52V147L51 146H47L46 145V149H48V151L49 152H47V153H51V155H49V156H53L54 155V157L56 156V160L55 159H53L52 157L50 158V157H48V159L49 160H53V163H54V165L56 164V162L55 161H61V163L63 162L61 159V157H62V155L64 156L65 155V153L67 152V145L69 144V143H71V142H74V143H76V145H78V153H79V156H80V158L81 157H83L84 159H86L87 161H88V163H95L96 161H97V159H95L96 158V156H97V158H98V160H100V163L101 164H99V166H101V167H104L105 169H108V170H104V168H98L99 170H96L95 168H96V164L95 165H93V167H92V165L91 164H88L87 166V168H90V165H91V167H92V169H94L95 170V174H97L98 175V173L100 172L101 173V177H103V175L104 174H106V173H108V174H112L113 175V173L112 172H110V171H113L116 175L117 174H119L118 173V171H116V170H118V169H120L119 171H120V173H122V175H123V173H124V177L126 176V174H127V177H129V178H126L124 181V183H122L123 182V180H121V182L119 181V183L117 182V180H113L114 181V183L112 182V181H110V180H108L107 182H106V188L108 187V189L107 190H113L114 192L116 191V189H115V187H114V185H116L117 183V187H119L118 189L120 190L126 183V186H128L129 184H130V186H129V189L130 190H128V188H126V190H125V188H122L121 190H120V193H118V195H119V197H120V204H122V203H124L126 200H133V201H135L134 203H136L137 201V199L136 198H138V200H139V197H140V200L139 201H141L142 202V204H143V202H144V204L146 203V205H141L140 203L141 202H139L138 201V203L135 205V207H134V205H132V206H128V205H126V204H124L123 205V208H124V206L127 208V210H130V211H127V210H125V209H123V210H125L126 212H132V214H126V215H128V217L129 218H131L132 216L136 219L138 216L140 217H138L137 218V220H135V219H129V218H125L123 215L122 216H120V219H121V217H123V218H125V219H123V221L124 220H127V224H131L132 222H134V224L132 223L130 226H133L134 227V225H135V223H136V227H134V231L136 232V234H138L139 232H140V234H139V236L140 237H138V238H136V234H135V238L137 239V241L138 240H140L139 242H136L135 243V246L133 245V247H132V249L130 250V251H127L126 253L124 252V251H122V252H120L121 254H123L122 255V258H121V256H119V255H117V260H118V262L120 263V264H127L128 262V264H245V262H247V260H249L246 264H264V244L262 243V242H264V235H263V238H262V234H260V232L262 231L261 229H263L264 227V197H263V195H264V161H262V160H264L263 158H257V157H260L261 156V153L259 154V155H257L256 157H252V156H250V158L248 157V155H246L247 154V151L249 152V151H251V150H254L255 148L257 149V150H259V149H262V145H263V147H264V142L262 141V142H259V144L260 145H258V144H253L252 145V147H250L249 148V145H247L248 144V140H250V139H248L247 140V138L249 137L248 136V134H247V136H246V141L245 140H243L240 136L238 137V139H240V140H243L244 142H242V141H240V140H238L237 139V135H238V133H241L242 131V129L241 128H245V125H242V124H245L246 123V119H244V118H241L240 117V114L241 113H243V112H241L243 109L244 110H248L247 108H244L243 107V100L241 101V97H240V95H244V94H242V93H247L248 91H250L249 89H245V88H247V86H245L244 87V89L246 90V92L244 91V92H241L242 90H241V88L240 89H238L237 88V86H238V84L240 83V84H242V82H241V78L242 77H244V79L245 80H248L249 81V79H252V78H250L251 76L254 78L253 80H255L254 82H256V78H259V77H264V46L263 45H261V43L262 44H264V39H263V34L261 35L260 33H262L263 31H264V28H263V30L261 29V28H258V29H260L261 31H259L258 30V34L255 32V31H257V28L254 30L253 28L251 29V28H249L250 27V25H248V27H246V25L247 24H245L244 25V28H240V30H242L241 32V37L242 38H240V36H239V38L238 39H240V40H238V39H236L237 37V34L238 33H235L234 31H236L237 30V26H238V28L239 27H242L241 25H239L240 24V19L238 20L237 19V16L239 17V18H243L244 16L242 15V14H240L239 13V11L238 10H236L235 11V13H233V8H235V6L237 7V5H233V4H231V6L233 7H231V9H232V11L230 12V11H228L227 10V12H228V15H227V12L225 11V10H223V9H226L225 7L227 6V3H226V0H194L193 1V3H192V1L191 0H188ZM231 1V0H230ZM237 0H232L231 2H236ZM246 1H248V0H246ZM250 1V0H249ZM120 2H124V4H125V6H126V4L128 3V4H130V5H128V7L126 6V8L128 9V11L130 10V6H131V3H130V0H121ZM227 2H229V0H227ZM263 2V0H260L259 1V3H260V9L264 12V3H262ZM230 3V2H229ZM228 3V4H229ZM237 3H239L240 4V1H238ZM237 3H234V4H237ZM244 3H246V2H243V0L241 1V4L242 5H244ZM190 4V5H189ZM238 4V5H239ZM181 9V10H182ZM235 9H237V8H235ZM234 9V10H235ZM230 12V13H229ZM263 12H261V13H263ZM184 14V15H183ZM229 14H238L237 16H236V18H232V15H231V17L229 16ZM182 15H183V17H182ZM260 15V14H259ZM181 16V17H180ZM180 17V18H179ZM233 17H235L234 15H233ZM263 18H264V16H262ZM261 17V18H262ZM183 18V19H182ZM259 18V17H258ZM260 18V19H261ZM244 19V18H243ZM242 19V20H243ZM228 21V22H227ZM234 21H236V23H237V21L239 22V24L236 26V23L234 24ZM259 21V20H258ZM260 22H262V20H260ZM121 23H123V22H121ZM183 23L181 24V25H183ZM228 23H233L234 25L233 26H230V28L231 27H233V28H235L234 30L233 29H230L229 28V25H231V24H228ZM244 23V22H243ZM243 23H241V24H243ZM119 24V26L120 27H122L121 26V24H120V22L118 23ZM118 24H116L114 27H116V26H118ZM262 23H260V25H261ZM97 26L99 27V25L97 24ZM118 26V27H119ZM236 26V27H235ZM263 26V25H262ZM262 26H260V27H262ZM117 27V28H118ZM120 27H119V29H120ZM246 27V28H245ZM187 28V29H186ZM122 29V28H121ZM120 29V34H121V32H122V30ZM252 31H251V30ZM114 32L115 31H117V33H119L118 32V29L116 30V28H114V30H113ZM220 32H224V36H226V39H227V44H226V49L225 50H227V49H229L228 51H226V52H224V53H226L225 55L222 53L223 51H225L224 49H222V47L224 48L225 47V44H219V45H221V48H219L218 49V47H220L217 43V38L216 37H218L219 36V33ZM240 32V31H239ZM114 34H116V32L114 33ZM135 34V33H134ZM189 34H191L190 36H189ZM234 34H236V36L234 35ZM117 35V34H116ZM116 35H114L113 37L115 38L116 37ZM149 35V36H148ZM258 35H261L260 36V38H261V40H259V36ZM143 36H147V38L145 39V40H143L142 41V37ZM223 36V35H222ZM232 36H235V39L236 40H234L233 38L234 37H232ZM112 37V38H113ZM156 43V44H159V45H157V47L158 46H160V47H158V51H159V53H156V50H157V47H156V45L154 44V43H152V45H151V42H153L150 38ZM231 38V40H230V38ZM216 38V39H215ZM228 38H229V40H228ZM195 39V40H194ZM114 40V41H115ZM150 40H151V42H150ZM182 40V41H181ZM192 40V41H191ZM199 40H201V41H199ZM213 40H214V42H213ZM219 40H221V39H219ZM178 41H180V43L178 42ZM216 41V42H215ZM259 41H261V43L259 42ZM147 42H149V43H147ZM188 42L190 43H194V45L196 46H194V45H191V43H190V45L193 47H195V48H193V49H195V51H200V52H202V53H205V55H206V51H204V50H207V51H209V52H207V55L209 56H206V58H205V62L208 64H210V65H212V68L213 67H215V69H214V71L212 72L210 69V72H212V74L211 75H209V76H214L215 78H217L215 75H217L218 76V79L216 80V81H214V82H216V83H214V84H212L213 86H209L208 84H209V82L210 83H213V78H205L204 79V82H202V84L201 85H204L205 86V84H207L208 86H209V88L211 89H213V93H211V91H212V89H211V91H205L206 89H208L206 86V88L205 89H203V86H201L199 83H201V82H199V81H203V79H202V77L204 78V77H207L208 75H206V76H203V74L204 73H200V72H202L201 71V69H200V67H199V65H196V66H198L197 68L199 69H197L194 65H191L190 64V66H193V67H191L192 68V70H191V68H190V66L188 65V64H186V61H187V59H189V58H186V61H185V63L184 64H186L189 68H187V69H190L191 70V72H193L194 70H196L195 71V74L193 75H191L190 73H188V71L189 70H185L183 67H185L186 65H184L183 67H181V66H179L178 64L180 63H182V62H180V61H182V57L184 58V55L182 54V52L184 53L185 52V50H186V52L188 51V54L185 52L184 54H185V57H188L187 55H189V50L191 51V48L187 45L188 44ZM220 42V41H219ZM90 43H91V40L90 41H85L81 46H80V48H79V50H81V51H79V53H81V55H83L84 54V51H85V53L87 52L86 51V49H87V47H89V45H90ZM125 43H126V47H125ZM144 43H146V45H144ZM180 45V44H183V47H181V46H179L178 44ZM203 43L204 44H211L212 43V48H211V45L208 47V46H206V47H204V46H202L201 47V45H203ZM214 43V44H213ZM223 43V42H222ZM260 43V44H259ZM179 46V47H176V48H173L174 46ZM200 44V45H199ZM117 44H116V46H118ZM144 45V46H143ZM162 45L164 46V48L166 49H162L163 47H162ZM174 45V46H173ZM69 47V48H67V47ZM65 46V50L67 51V49L68 50H70V53L73 51V49H74V47H75V45L74 44H70L69 43V45H66ZM130 47V48H129ZM162 47V48H161ZM208 47V49H204V48H207ZM128 48H129V50H128ZM154 48V49H153ZM215 48H217L216 50L217 51H214V49ZM121 49L120 50H118V51H116V52H114V53H118L119 51L121 52ZM143 49H147L146 50V52L143 50ZM150 49V50H149ZM152 49H153V51L155 50V53L156 54H154L153 52H152ZM174 49L176 50L175 52H172V51H174ZM182 49V50H181ZM201 49V50H200ZM149 50V51H148ZM167 50H170L172 53H168L170 56H171V54H174V56H171V58H173V61L172 60H170V57L169 58H165L166 56H169V55H166V54H163V52L162 51H164L165 53H167V52H169V51H167ZM179 50V51H178ZM218 50H220V52H221V55L223 54L224 56H220V53L218 52ZM223 50V51H222ZM230 50H232V51H230ZM66 51H63L64 52V54L66 55L67 53H69V51L66 53ZM133 51V52H132ZM132 51H129V52H132V53H135L134 52V50H132ZM161 51V52H160ZM181 51V52H180ZM230 51V52H229ZM234 51H237L238 53H241L242 54V56H241V54H240V56L241 57H239L238 56V58L240 59H238L237 58V52L234 54ZM128 52V53H129ZM138 52V51H137ZM136 52V54L137 55H139L140 53H137ZM154 54V56H152L153 54ZM218 52V53H217ZM69 53V54H70ZM124 53H122V54H124ZM128 53L127 54H124V55H127V56H125V57H127V59L128 58H130L129 56H128ZM144 53V54H143ZM145 53H146V55H145ZM148 53V54H147ZM177 53H179L180 54V56H181V54H182V57L180 58V59H178L179 58V55L177 54ZM232 53L234 54V56L232 55ZM67 55L68 57H69V59H70V57H72V56H75V55H73L72 53V55ZM121 54V53H120ZM120 54H117V56L118 55H120ZM121 54V55H122ZM160 54H162L161 56H160ZM187 54V55H186ZM214 54H215V56H214ZM219 54V55H218ZM111 55L113 56V58H110V59H112V61H114V62H116L117 60H118V62H116L117 64H115L114 62L113 63H111V64H115V66L116 65H120V67L122 68V66H121V64H122V62L121 61H123V56H121V58L119 57H117V58H114V56H116V54H113V53H111ZM111 55H110V57H111ZM136 55V56H137ZM166 55V56H165ZM84 56V55H83ZM83 56L81 57V56H79V57H75V59H76V61H75V59H74V61H73V58H72V60L70 59V62L71 63H73L72 65H77V67H76V70H77V68H81V67H84V68H86V70L88 71V74L90 75V76H93L95 73H96V71H94L95 73H93V70H94V68H97V70L99 69V71H101V68H104L103 66L105 65L104 64V59L101 57V58H95V59H93V58H91V60L93 59V61H90V57L88 58V56L86 57V56H84V58H83ZM135 56V54L132 56V54H131V57H136ZM146 56H148V57H146ZM178 57V58H176V57ZM212 56V57H211ZM220 56V57H219ZM86 57V58H85ZM124 57V58H125ZM140 57L142 58V56L140 55ZM160 57H162V59L160 58ZM244 57V58H243ZM78 58H80V59H78ZM142 58V59H143ZM165 59V61L167 62H165V63H163V60ZM241 58H242V60H241ZM78 59V60H77ZM89 59V60H88ZM120 59V60H119ZM126 59V58H125ZM157 59H160V60H157ZM180 60V61H178V60ZM220 59H222V60H220ZM100 60V64L98 63V61ZM174 60H177L179 63L178 64H175V62H174ZM255 61L256 63H258L259 64V66H257V64L255 63L253 66H257V67H259L258 69L256 68L255 69V67H252L251 66V64L252 63H254V62H252V61ZM89 61V62H88ZM125 61V60H124ZM170 61V62H169ZM222 61H226L225 63H226V65H224L223 64V62ZM91 62H94V63H92V64H94V66L95 67H93V65L91 64ZM121 62V64H118V63H120ZM219 62L221 63L222 62V64L223 65H221V66H223V69H226V67L228 68V67H232V69L233 68H235L233 71H236V69H238V71H236L235 73L234 72H231L230 70V68H228V69H226V70H228V71H225V70H223V72H225V74H226V72H228L229 73V71L232 73H230L231 75H229V74H224L222 71H220L218 68H222L220 65H219ZM250 62H252V63H250ZM95 63H98L99 64V66H98V64H97V66H96V64ZM163 63V64H162ZM168 63L170 64V65H168ZM183 63H182V65H183ZM187 63H189V61H187ZM92 66H91V65ZM101 64H103L102 65V67H100V65ZM166 64L168 65V66H172L173 64V66L171 67V68H176L178 71H179V73H177L178 71H174L173 69H171V68H169V70L170 71H166V72H168L170 75L172 74L173 76H168V74L165 72V70H166V68L164 67V70H163V67H162V65H165L166 66ZM250 64V66H251V68H249L248 67V65ZM75 65V66H76ZM87 65H89L90 66V68H91V70L90 69H88L89 68V66H87ZM107 65V64H106ZM108 65H110V64H108ZM146 65V66H145ZM176 65V67H174ZM177 65H178V67H177ZM219 65V66H218ZM79 66V67H78ZM113 67V66H111L110 65V67L111 68H113V69H115V68H117V69H120V67ZM149 67V69H148V67ZM224 66H226V67H224ZM109 67V66H108ZM147 67V68H146ZM196 69H195V68ZM216 67H217V71H216ZM48 68L49 67H47V68H43L44 69V71L45 70H48ZM73 68H75V67H73ZM105 68H107V67H105ZM104 68V69H105ZM143 68H145V69H143ZM181 68H183L185 71H181ZM186 68V67H185ZM252 68H254V70H258L257 71V73L256 74H258V75H254L255 74V71L252 69ZM83 69V68H82ZM168 69V68H167ZM175 69V70H176ZM194 69V70H193ZM84 71H86L85 69H83ZM82 70V71H83ZM90 70V71H89ZM173 70V71H172ZM78 71V70H77ZM80 71V70H79ZM86 71V72H87ZM102 71H103V69H102ZM102 71L100 72V73H102ZM90 72H92V74L90 73ZM98 72V71H97ZM136 72H137V74H139L140 76L138 77V76H136L137 74H136ZM148 72H145V73H148ZM152 72V71H151ZM162 72H164L163 74H161ZM172 72H174V73H172ZM182 72V73H181ZM99 73V72H98ZM165 73H166V75H165ZM175 73H177L178 74V76H176L175 75ZM192 77H195L196 76V78H197V80H195L196 78H191V79H189L188 77V74ZM254 73V74H253ZM103 74V73H102ZM101 74V75H102ZM198 74H202L201 76L202 77H198ZM210 74V73H209ZM97 75V76H96ZM100 75V74H99ZM99 75L96 73L93 77H99ZM175 75V76H174ZM187 75V76H186ZM199 75V76H200ZM234 76H238L239 78H237L238 80L240 79V82H238V84H234L235 82H236V80H234V78H236V77H234ZM256 78H255V77ZM258 76V77H257ZM157 77H155V78H157ZM184 77H185V79H186V81H185V79H184ZM187 77V78H186ZM241 77V78H240ZM198 78H200L199 80H198ZM262 78H259L258 80H257V83H258V81H260ZM30 79H33L32 77H30ZM165 79V80H164ZM169 79V80H168ZM192 79H193V81H192ZM243 79V78H242ZM155 80V79H154ZM156 80L155 81H152V82H156ZM237 80V81H238ZM244 80V81H245ZM253 80H251V82H249L248 83V85L250 84V83H252L253 82ZM150 81V82H149ZM166 81V82H165ZM181 81V80H180ZM243 81V80H242ZM262 81V83H264V78L261 80ZM182 82V81H181ZM181 82H179V83H181ZM207 82V83H206ZM148 83H151V79L149 78V80H147V84H146V86L148 85V86H150V87H152V85H150V84H148ZM194 83V82H193ZM201 86H199L198 84ZM217 83H219V86H218V84ZM237 83V82H236ZM247 83V81H245L243 84H246ZM261 83V82H260ZM260 83H258V85H259V87H260ZM127 84H128V82H127ZM151 84H153V83H151ZM171 84V85H170ZM234 85L237 89H238V91H240L241 92V94L238 96V97H240L239 99H240V101H241V104L239 103V104H237V105H235L236 107H238V105L240 106V108H243V109H240L239 108V110H238V108H234L233 106H231V107H233V109L231 110V111H229L231 114H232V118L231 119H229V117H228V114H230V113H227V115L225 116V118L227 119V117H228V119H229V121H231V120H233L232 122L235 124H233L232 122V124L231 123H229V125L231 126V128H230V126L228 125V127H226L227 126V124H226V120H225V118H224V120L225 121H223V119H222V121L220 120V119H216V118H218L219 117V115H218V117H216L215 119H216V121L218 120V122L220 123V124H226V126H225V128H230V129H234V130H229L228 129V133H227V131L225 130V128H224V125L222 124V125H220L222 128H221V130L223 131V135H225L226 134V136L225 137H227L226 138V140L224 139L225 137H223V135L221 134V131H220V134L222 135V137H221V141H220V134H219V131L217 130V128H219L220 126H218L219 124H218V122H216V121H213V117H209L208 119H205V121H207V124H206V126L205 127H209V124H211L212 125V123H209L208 121H213V123L215 124V127H216V130L218 131V134H219V138L218 137H216V135H218V134H216V133H214V131H210L211 132V134H212V132H213V134H215V136L213 135H211L210 134V137H213V138H208L207 136H209V130H206V128H204L202 125L203 124H201L202 123V121H201V119H202V117L203 118H205V116H206V118L209 116V113H211L212 111H213V108H215L214 109V115H215V113H216V111L218 112V109L216 108V106L217 107H219L218 105H216V103H213L215 100L217 101V100H220L219 98H222V100H221V102L222 101H224V103H228L227 101H231V100H227L226 99V97L225 96H227V94H224L225 96H223L222 97V90H224V89H226V90H228L229 89V86L230 85ZM240 84H239V86H240ZM242 84V85H243ZM254 86H255V84L256 83H252ZM252 84H250L251 86H252ZM162 85V84H161ZM164 85H166V84H163V88H164ZM194 85V84H193ZM232 85V86H233ZM250 85H249V87L248 88H251L250 87ZM258 85L256 84V86L258 87ZM262 85V84H261ZM53 86V85H52ZM146 86H144V87H142V89H139V88H137L136 90H134V92H129L128 93V95L127 96H129V97H131L132 95L133 96H138V95H140V94H142V91H143V88L144 89H146ZM147 86V87H148ZM200 87V92H198L197 91V89H199V88H197V87ZM216 86V87H215ZM220 86H222V87H220ZM231 86V87H232ZM244 86V85H243ZM253 86V87H254ZM66 87V88H65ZM230 87V88H231ZM253 87H252V89H253ZM258 87V89H257V91L258 90H260V89H263V88H259ZM262 87H264V84L262 85ZM52 88H54V86L52 87ZM62 88V89H61ZM68 88V89H67ZM140 88H141V86H140ZM159 88V87H158ZM173 88L175 89V90H173ZM187 88H188V90H187ZM202 88V89H201ZM71 89V88H70ZM135 89V88H134ZM154 89V88H153ZM235 88H233L232 87V90H234ZM243 89V90H244ZM256 89V87H254V90ZM51 90H52V92H51ZM148 90L149 91H152V89H148L147 88V91H145L144 90V92L146 93L147 92V94H148ZM160 89H158V91H159ZM231 92H232V90L231 89H229ZM248 90V91H247ZM253 90V91H254ZM264 90V89H263ZM263 90H260L261 92L263 91ZM132 91V90H131ZM158 91H157V89H156V95H157V93H158ZM161 91H164V89L162 90L161 89ZM161 91H159V94H160V92ZM177 91H175V93H177V95H180V94H178V92ZM180 91H183V92H180ZM189 91V92H188ZM216 91H217V93H216ZM237 91V90H236ZM237 91V92H238ZM253 91H250V92H252V93H254ZM260 91H258V93L260 94V95H258V94H256V97L254 96L255 94H253L252 95V93H250L249 94V92H248V94L250 95V97L252 98V99H254V100H252V103H250L251 104V106H249V108L251 109V113H252V111L253 112H256V113H253V114H256L257 116H255V115H253L255 118L257 117L260 121H262L263 120V124H264V92H263V95H261L262 93L260 92ZM40 92H41V94L43 95H40ZM44 92H47L46 90L44 91L43 90V93ZM54 92V93H53ZM165 92V91H164ZM164 92H162V93H164ZM208 92H209V94H208ZM39 93V94H38ZM37 94V97L35 98V97H33V96H31L30 98L31 99H33V98H35V100L37 99V101H39V99L41 100L40 102H45V100H47V99H45V97H44V94L42 93V90L41 91H39ZM53 93V94H52ZM58 93H60V92H58ZM68 93H69V95L70 94H72V95H68ZM153 93V92H152ZM152 93H150V94H152ZM172 93V94H171ZM200 95H199V94ZM224 93V92H223ZM228 93V92H227ZM35 94V93H34ZM150 94H148L147 96L146 95H144L145 96V98L147 99V97L150 95ZM154 94V93H153ZM170 94V95H169ZM202 94L204 95L205 94V96H206V98H208V100L206 99V101H203V102H201L202 100H203V98H202V100H201V96H202ZM207 94V95H206ZM246 95V96H249V95ZM131 95V96H130ZM143 95V94H142ZM155 95V94H154ZM154 95H152V96H154ZM169 95V96H168ZM173 95V96H172ZM177 95H176V97H177ZM182 95V94H181ZM211 95V96H210ZM231 95V94H230ZM235 94H232L231 95V97L230 98H232V99H234L235 101H237L236 99H235V97H236V95H237V93H236V95L234 96ZM36 96V95H35ZM126 96V97H127ZM133 96H132V98L131 99H133ZM143 96V97H144ZM151 96V95H150ZM157 96H159V95H157ZM160 96H162V94H160ZM183 96H185V97H187L186 95H183ZM221 96V97H220ZM229 96V95H228ZM234 96V97H233ZM245 96V97H246ZM259 98H258V97ZM44 97V101H43V98ZM56 97V98H55ZM202 97H204V96H202ZM249 97V98H250ZM254 97V98H253ZM73 98V100H74V96L72 97ZM135 98V97H134ZM154 97H151L149 100H151V99H153ZM158 98H160V97H158ZM170 98V99H171ZM175 98V97H174ZM173 98V99H174ZM223 98L225 99V100H223ZM227 98H229V97H227ZM248 98V97H247ZM247 98H245V100H248L249 101V98L247 99ZM256 98H258V100L256 101ZM127 99H128V97H127ZM130 98H129V100H131ZM136 99H138L137 97H136ZM136 99H134V100H136ZM189 99V100H188ZM192 99H194V104H190V103H192L191 102V100ZM35 100H32V101H34V102H36ZM56 100V101H57ZM129 100H128V102H129ZM134 100H131V102H133ZM196 100V101H195ZM227 100V101H226ZM234 100L233 101H231L233 104H234ZM55 101V102H56ZM58 101V102H59ZM152 101V100H151ZM150 101V102H151ZM154 101V100H153ZM165 101H166V103H167V108H165L166 106L164 105V103H165ZM171 101V102H170ZM183 101H185V103L183 104ZM189 101H190V103H189ZM193 101V100H192ZM200 101V102H199ZM226 101V102H225ZM54 102V106H56V105H58L57 103H55ZM135 102V101H134ZM139 102V101H138ZM143 102H145V103H143ZM206 102L207 103H209V104H207V105H205L206 104ZM211 102H212V104H211ZM219 102L220 101H218L217 103L219 104ZM230 102V104L231 105H233L232 103ZM238 102H239V100H238ZM250 102H251V100H250ZM259 102H260V104H259ZM136 103V102H135ZM135 103H133V104H135ZM159 103V104H158ZM165 103V104H166ZM188 103V104H187ZM223 103V102H222ZM237 103V102H236ZM246 103H247V105L249 104L247 101H246ZM245 103V104H246ZM46 104V107L48 106V108H46V110L47 111H49V114H50V116L49 117H51V120H53V118L54 117H56L55 115H54V112L52 113V111H51V108L52 107H50L51 106V104L50 105H48V103H43L42 105H45ZM56 104V105H55ZM72 105V106H69V105ZM201 106H200V105ZM213 105V104H215V105H213V106H215V107H211V106H209V105ZM229 104V103H228ZM227 104V105H228ZM15 105V104H14ZM41 105V106H42ZM61 105V104H60ZM65 105V106H64ZM143 105V106H142ZM178 105V104H177ZM185 105V106H184ZM189 105V106H188ZM195 105H196V107H195ZM225 105V104H224ZM227 105H225V110H228V108H230V107H228V108H226V106ZM16 106V105H15ZM40 106V107H41ZM67 106V107H66ZM69 106V107H68ZM190 108V109H192V114H197L198 115V117H200L201 116V118H200V120H197V115H195V117H196V120H195V117H193V116H188V114L190 113V112H188V111H190L189 109H188V107ZM191 106V107H190ZM192 106H193V108H192ZM199 106V107H198ZM207 107V106H209V107H211V112H209V110H207L206 111V108L204 109V110H202L204 107ZM229 106V105H228ZM43 107V106H42ZM106 107H108V108H106ZM112 107H113V109L114 110H112L113 112H114V114H115V116L116 117H113V115L114 114H111L109 111H111V109H112ZM137 107V108H138ZM157 107V108H158ZM162 107H164L165 109H163ZM182 107V108H181ZM209 107H207V108H209ZM220 107H222L221 105H220ZM246 107H248V106H246ZM75 108H77V109H79V110H77L76 111V109ZM169 108V109H168ZM16 109V108H15ZM62 109V110H61ZM66 109H68V110H66ZM73 109H75V111L73 110ZM105 109H108L107 111L105 110ZM182 109V110H181ZM210 109V108H209ZM217 109V110H216ZM263 109V110H262ZM41 108L39 109V110H37V111H39V113L37 114V111H31L33 114L32 115H35V116H33L34 117V119L36 120V122H35V120H32L33 122H35L37 125L39 124L40 125V127H41V124H43V123H45V125L47 126L48 125V123H47V120H43V118L41 119V117H42V115H41V117H40V119H39V114H42V112L44 111V114L46 115V113H45V109H42L41 111ZM65 110V111H64ZM73 110V111H72ZM138 110H139V108H138ZM161 110V111H162ZM175 110V109H174ZM178 110H181V111H178ZM187 111V113L185 112V111ZM201 110L204 112L203 114L205 115V116H203V114L201 113V115H200V112H201ZM216 110V111H215ZM243 110V111H244ZM262 110V111H261ZM54 111V110H53ZM62 111H64V112H62ZM72 111V112H71ZM91 111H89L90 113H91ZM99 111H101V114H99ZM261 111V112H260ZM30 112V111H29ZM41 112V113H40ZM69 112H71V113H69ZM112 112V113H113ZM139 112L137 113V114H139ZM140 113L138 116H141V114H142V116H143V114L144 113ZM185 112V113H184ZM207 112H208V114H207ZM227 112V111H226ZM226 112H225V114H226ZM245 113H246V111H244ZM249 112V114H251ZM67 113V114H66ZM82 113H83V110H82ZM109 113H110V115H109ZM191 113H190V115H191ZM245 113H243V114H241V116L242 117H245L246 115H245ZM248 113V112H247ZM43 114V115H44ZM60 114H56V115H59L60 116ZM66 116H65V115ZM69 114H71V116H69ZM120 114V115H119ZM144 114V115H145ZM172 114H174L175 115V117H174V115H172ZM213 114H212V116H213ZM78 116L80 115V114H77ZM82 115V114H81ZM160 115V116H159ZM211 115V114H210ZM217 115H215V116H217ZM245 115V116H244ZM37 116H38V118H37ZM47 116V115H46ZM46 116L44 117V118H46ZM178 116V117H177ZM186 116H187V118H189L188 120L186 119ZM214 116V117H215ZM249 117H250V115H248ZM248 116H246V117H248ZM48 117V116H47ZM48 117V118H49ZM68 119H67V118ZM114 119H113V118ZM174 117V118H173ZM248 117V118H249ZM254 117H252V115H251V119L253 120V118ZM47 118V119H48ZM115 118H117L116 120H117V122H118V125L116 124V121H114L115 120ZM122 118H124V117H122ZM138 118V117H137ZM186 119V122H185V119ZM211 118V119H210ZM220 118V117H219ZM257 118L256 119H254L255 121L257 120ZM32 119V118H31ZM56 119V118H55ZM54 119V120H55ZM163 119V121H165ZM191 119V120H190ZM210 119V120H209ZM214 119V120H215ZM239 119H243L242 121L240 120L239 122H241V125H242V127L240 128V123L238 124L237 123V121L236 120H239ZM69 120H70V122H69ZM75 120V119H74ZM87 120V121H88ZM98 120H100V121H98ZM103 120V119H102ZM130 120V121H129ZM175 120V121H174ZM197 121V123H199L198 125H200L199 127L201 128V129H197V126H196V124H194V123H190V122H194V121ZM259 120H257L258 122H260ZM25 121V120H24ZM27 121V120H26ZM25 121V122H26ZM86 121V122H87ZM170 121H174V124H172L173 122H170ZM190 121V122H189ZM200 121H201V123H200ZM204 121V120H203ZM228 121V120H227ZM228 121V122H229ZM245 121V122H244ZM255 121H253V122H255ZM256 121V122H257ZM52 122H56V121H52ZM74 122V121H73ZM77 122V123H76ZM81 122H82V120H81ZM91 122V123H90ZM93 122V123H92ZM112 122H114V124L112 123ZM120 122V123H119ZM124 122H125V124H127L126 125V127H125V125H123L122 127H121V124H124ZM128 122H131L130 123V125L131 126H129L128 124ZM184 122H185V125H184ZM188 122V124H186ZM225 122V123H224ZM27 123V122H26ZM79 123V124H78ZM171 123V124H170ZM203 123H205V122H203ZM238 125H237V124ZM25 124V123H24ZM63 124V123H62ZM82 124V123H81ZM84 124H86L85 126H84ZM118 126V127H116V125ZM119 124H120V126H119ZM165 124H168V125H165ZM25 125H27V124H25ZM113 125V127H114V125H115V127L114 128H116V129H121V130H123V131H125L126 133H124V132H122V131H116V129H114V130H112V127H110V126H112ZM190 125H191V127H190ZM218 127H217V126ZM51 126V125H50ZM53 126H57V124H55L54 123V125ZM214 126V125H213ZM26 127V126H25ZM48 127V126H47ZM87 127H89V129H91V130H89ZM91 127V128H90ZM99 127H101L100 129H99ZM111 129H110V128ZM124 127V128H123ZM198 127V128H199ZM210 127H212V126H210ZM209 127V128H210ZM235 127V128H234ZM239 127V128H238ZM36 128H38L37 126H36ZM56 128V127H55ZM94 128H97V129H95V131H93L94 130ZM107 128H109V129H107ZM129 128L131 129V130H129ZM196 128V129H195ZM243 128V129H244ZM255 128H256V126H254L253 127V129L254 130H250V131H248V133H250V132H252V133H256L257 131L255 130ZM65 129V128H64ZM68 129H66V131L68 130ZM84 129V130H83ZM89 131H88V130ZM93 129V130H92ZM164 129V130H163ZM192 129H193V132L195 131V130H197L198 132H200L201 130H202V132H203V134L200 132V134L198 133V132H196V133H198L199 134V136H198V134L196 135L195 134V132H194V135L192 134L193 132H192ZM213 129H215L214 127H213ZM238 129H240V131L241 132H238L237 130ZM257 129V128H256ZM259 129V128H258ZM264 127L262 128L261 127V130L260 131H258L257 133L258 134H256V135H258V136H255V138H262L263 140H264ZM73 130V131H72ZM107 130L109 131L108 132V134L109 135H107L108 136V139H106V140H108L107 142H106V140L104 139V136H103V134L104 135H106V133H104V132H107ZM112 130V131H111ZM168 130H170V129H168ZM200 130V131H199ZM208 131V133H205L206 131ZM235 130H236V132H238V133H236L235 134ZM245 130V129H244ZM243 130V131H244ZM40 131V130H39ZM49 131H51V132H53V131H55L54 130V128H53V131H52V129H50ZM64 131V130H63ZM76 131V132H75ZM86 131H88V132H86ZM188 131V132H189ZM30 132H32V131H30ZM41 132V131H40ZM44 132V131H43ZM43 132H41V133H43ZM84 134L85 133V135L86 136H88L89 138H93V135H94V140L95 141H97V142H95V143H99L98 144V147L99 148H97V144H94L93 142H94V140L92 141V143L90 142L89 144H87L90 140H92V139H89V138H87V137H84V135H82V133ZM94 132V133H93ZM102 132H103V134H102ZM112 132H114V134H115V136L117 137L118 135H120V139H118V140H116V137H115V139L113 138V136H114V134H111ZM225 132V133H224ZM232 132H233V134H232ZM245 132V131H244ZM260 132V133H259ZM36 133H38L39 134V132H38V130H37V132ZM54 133V132H53ZM122 133H123V135H122ZM164 133L162 134V136L164 137ZM167 133H168V136H170L168 139H167ZM177 133H179L181 136H184V137H187L188 136V138L190 137V139H193L194 141L193 142H190L189 143V145L190 146H188V142H189V140L187 139V138H184L185 140L182 142V139L183 138H180L179 139V136L180 135H178ZM204 133H205V135L206 134H208V135H204ZM254 133V134H255ZM55 134V135H56ZM71 134V135H70ZM102 134V135H101ZM174 134H177V136H178V138L176 139V137L174 136ZM184 134V135H183ZM190 134H192L193 135V137L194 138H192L191 136L192 135H190ZM227 134H229V136H231V134H232V136L230 137L231 139H233V141L231 140L230 142H229V140L230 139H228V135ZM245 134V133H244ZM253 134V135H254ZM31 136H33V134H30ZM69 135H70V137L73 139H71V141H70V137H69ZM74 137H73V136ZM141 135H146V137L148 136H150L152 139L151 140H149L150 139V137L148 138H146V137H144V139L142 138L143 136H141ZM200 135H204L207 139H206V143H207V140L208 139H210V141L212 140V142L214 143V142H216L215 140L218 138V144L221 142V143H223L222 144V146L221 145H219L220 147H221V149H222V151H221V149H220V152H222V153H220V156L222 157L223 156V160H225L226 161V159H227V161H226V163H225V161H223L222 159H221V161H220V158L218 157V152H219V150L217 149V151L215 150L216 149V146L217 145H215L214 146V144L213 143H211V142H208V144H212L214 147H212L211 145V147L214 149V150H212V148L209 146V145H204V146H202V144H204L205 143V141H204V143H201V141H203V140H201V141H198V140H200L201 139V136ZM234 135H236V136H234ZM241 135H242V133H241ZM250 135V134H249ZM252 135V134H251ZM250 135V136H251ZM59 136V137H58ZM64 136H66V138L68 139H66ZM81 136V137H80ZM92 136V137H91ZM161 136V135H160ZM161 136V137H162ZM196 136V137H195ZM197 136L198 137H200V139L199 138H197ZM203 136V137H204ZM245 135H242V137H244ZM176 139V143L178 144H176L175 142V144H174V146L172 145L173 144V141L175 140L174 138ZM202 137V138H203ZM214 137H216L215 138V140H213L214 139ZM233 137V138H232ZM252 137H254V136H252ZM106 138V137H105ZM143 139L142 141L141 140H139V139ZM174 140H173V139ZM196 138H197V141L199 142V143H201L200 145H199V143L197 142V141H195L196 140ZM222 138H223V140H225V141H228L230 144H228V142H225V143H227V145H231L230 146V148L224 143V141L222 142ZM235 138V139H234ZM258 138V139H259ZM87 139V140H86ZM89 139V140H88ZM128 139V141H126ZM137 139V140H136ZM167 141H166V140ZM170 139H172L171 141H169ZM179 139V140H178ZM78 140H79V142H82L83 141V147L84 146H86V149H88L89 148V146H90V144H92L93 146L95 145V148L94 149H98V151H99V149L101 148V150H100V152H98L97 151V153L94 151V149H93V146H90V150L89 151H87L86 149L84 150V148L82 149V151H81V149H80V147L82 148V144L80 143L79 144V142H78ZM126 142H125V141ZM130 140H132V141H130ZM136 140V141H135ZM58 141V140H57ZM59 141H60V139H59ZM67 141H68V143H67ZM84 141H86V144L84 143ZM138 141H140V143L138 142ZM154 141V140H153ZM160 141V140H159ZM190 141H192V140H190ZM209 141V140H208ZM220 141V142H219ZM240 141V142H239ZM251 141V140H250ZM47 142V141H46ZM64 142H66L67 143V145L64 143ZM141 142H143V145L141 144ZM166 142V143H165ZM168 142V143H167ZM186 143V145H185V143ZM62 143H64V144H62ZM162 143V144H161ZM181 143V144H180ZM184 143V144H183ZM205 143V144H206ZM237 143L239 144V145H237ZM242 143V144H241ZM244 143L246 144V145H244ZM48 144H50L49 142H48ZM155 144H156V146H155ZM164 144H163V146H164ZM217 144V143H216ZM226 145V147H227V149L229 150V149H231L232 148V151L235 149L236 151H233V153L232 152H230V150H229V152L231 153V155H234V157L233 156H231L230 155V153H228V154H226L225 155V153H224V155H225V157H227L228 155H230L231 157H229V158H232V159H230V162H232V165H231V163H229V158L227 157V158H225L224 157V155H223V152H228V151H225L226 150V148H224L225 147V145ZM234 144V145H233ZM55 145V144H54ZM65 145V146H64ZM169 145L167 146V147H169ZM198 145V146H197ZM244 145V146H243ZM255 145V146H254ZM53 146V145H52ZM140 146V147H139ZM176 146V147H175ZM178 146V147H177ZM193 146H197V148H199V150L198 151H196L194 148H196V147H194V148H192ZM200 146H201V148L202 149H208V150H204L205 152H202V151H200V150H202L201 148H200ZM209 146V147H208ZM237 146H239L240 148H238ZM251 146V145H250ZM88 147V148H87ZM145 147V146H144ZM191 147V148H190ZM225 149V150H223V148ZM247 147V148H246ZM163 148V149H162ZM211 149V151H210V149ZM217 148H218V146H217ZM241 148H242V151H241ZM254 148V149H253ZM159 149V148H158ZM255 149V150H256ZM39 150V149H38ZM37 150V151H38ZM166 150V151H165ZM187 150V151H186ZM40 151V150H39ZM44 151V150H43ZM42 151V152H43ZM52 151L54 152V153H52ZM62 151V152H61ZM87 151V152H86ZM146 151H147V149H146ZM181 151V152H180ZM238 151V152H237ZM246 152V154L245 153H243V152ZM59 152H58V154H59ZM167 154H166V153ZM185 153V152H187V153H185V154H183V153ZM197 152H201V155L199 156V155H197L200 159H199V161H198V157H196L195 155L197 154ZM217 154H216V153ZM235 152V153H234ZM39 154H42L41 153V151L40 152H38ZM45 153H46V151H45ZM44 153V154H45ZM96 155H95V154ZM146 153V152H145ZM153 153V154H152ZM182 153V154H181ZM196 153V154H195ZM208 153V154H207ZM211 155H210V154ZM240 153V154H239ZM168 154H169V158H168ZM177 154V155H176ZM179 154H181V155H184V157L183 156H181V155H179ZM198 154H200V153H198ZM206 156H205V155ZM222 154V155H221ZM239 154V155H238ZM126 155V156H125ZM127 155H129V156H127ZM151 155H154V156H151ZM189 156V157H187V156ZM204 155V156H203ZM241 155V156H240ZM245 155V156H244ZM253 156H255L254 154H252ZM43 156V155H42ZM48 156V155H47ZM78 156V157H79ZM120 156V157H119ZM177 156H179V157H177ZM201 156H203V158L201 157ZM247 156V157H246ZM45 157H46V155H45ZM66 157V158H65ZM157 157V156H156ZM166 157V158H165ZM182 157V158H181ZM216 157V158H215ZM237 157V158H236ZM246 157V158H245ZM47 158V157H46ZM65 160L64 161H70L71 159L68 157V153L66 154V156H64L63 157ZM89 158V159H88ZM91 158V159H90ZM100 158H102V161H101V159ZM121 158H123V159H121ZM148 158V159H147ZM153 158H155V159H153ZM168 158V159H167ZM183 159L182 160V162H184L185 161V165H184V163H180L181 161H179V159ZM244 158V159H243ZM257 158V159H256ZM82 159V158H81ZM106 159H111V160H106ZM150 159V160H149ZM158 161H157V160ZM174 160V161H172V160ZM180 159V160H181ZM187 159V160H186ZM236 159V160H235ZM89 160H91V162H89ZM96 160V161H95ZM106 160V161H105ZM160 160V161H159ZM171 160V161H170ZM218 160V161H217ZM234 160V161H233ZM157 161V162H156ZM167 161V162H166ZM187 161V162H186ZM205 161V162H204ZM223 161V162H222ZM235 161H238V162H235ZM250 161V163H247V162H249ZM71 162V161H70ZM73 163H74V161H72ZM75 162H77V161H75ZM81 162V161H80ZM76 163V167H77V165H80L81 163ZM97 162H99V161H97ZM96 162V163H97ZM103 162V163H102ZM143 162V161H142ZM199 162H202L203 164H206L205 166H203V168H201L200 169V164L201 163H199ZM219 162H221V164H219ZM233 162H235L234 164H233ZM65 163H67V162H65ZM223 163H225L226 165L224 166V167H221V165L223 164ZM237 163V164H236ZM58 164H60V163H57V165ZM98 164V163H97ZM218 164V165H217ZM228 164V165H227ZM246 164V165H245ZM56 165V166H57ZM70 165V164H69ZM73 166L75 165V163L74 164H72ZM106 165L108 166H110V168H108V167H106ZM116 166V169H115V166ZM121 165V166H120ZM172 165V166H171ZM220 165V166H219ZM229 165L231 166L230 168H228L227 170H226V167H229ZM239 165H241V166H239ZM245 165V166H244ZM253 165V166H252ZM60 166H61V164H60ZM60 166H59V168H60ZM63 166V165H62ZM81 166V165H80ZM144 166V165H143ZM184 166V167H183ZM189 166V167H188ZM215 166V167H214ZM232 166H233V168H232ZM243 166V168L241 169V167ZM68 167H70V166H68ZM72 167V166H71ZM79 167V166H78ZM77 167V168H78ZM95 167V168H94ZM98 167V166H97ZM111 167H114L113 169L111 168ZM124 167V169L123 170H121L122 168ZM145 167V166H144ZM161 167V168H160ZM168 167H170V168H168ZM177 167V168H176ZM182 167V168H181ZM191 167H193V168H191ZM217 167H221L222 168V171H224V170H226L225 172L229 175V176H233L232 178L231 177H229L226 173H224V172H221V170L218 168L217 169ZM240 167V168H239ZM74 168H75V166H74ZM81 169H83L82 167H80ZM80 168L79 169H76V170H80ZM163 168H165V170L163 169ZM166 168H168L167 169V171H166ZM180 168V169H179ZM184 168V169H183ZM210 168V169H209ZM215 168H216V170H215ZM91 169V168H90ZM91 169V170H92ZM103 169V170H102ZM142 169H144V168H142ZM149 169V170H148ZM152 169V170H151ZM154 169V170H153ZM155 169H156V171H155ZM162 169H163V171H162ZM171 169V170H170ZM175 169V170H174ZM186 169V170H185ZM189 169H191L190 171V179H187L188 177H185L186 179H187V181L185 180V178L182 176L181 177V174L182 175H185V174H187V175H189ZM195 169V170H194ZM207 169V170H206ZM229 169H232V170H230V173H229ZM234 169V170H233ZM71 170H74L73 168L71 169ZM84 170V169H83ZM125 170V171H124ZM130 170V171H129ZM151 170V171H150ZM168 170H170V171H168ZM176 170H178V173H177V171ZM181 170H185L184 172L183 171H181ZM188 170V171H187ZM218 170L220 171V173L221 174H225V176L227 175V177H225L224 178V176H222L221 178V181H220V175H219V177H216V175L218 176V174H220L219 172H218ZM236 170V171H235ZM89 171V170H88ZM97 171H98V173H97ZM102 171V172H101ZM124 171V172H123ZM127 171V172H126ZM128 171H129V173H128ZM152 171H153V174H152ZM166 172V174H165V172ZM173 171V172H172ZM252 171H254V172H252ZM104 172V173H103ZM137 172V173H136ZM167 172L169 173V174H167ZM171 172V173H170ZM177 174H176V173ZM232 172V173H231ZM235 174H234V173ZM238 172V173H237ZM68 173V172H67ZM144 173V172H143ZM151 173V174H150ZM154 173H155V175H154ZM201 173V174H200ZM210 173H211V175H210ZM47 175H51V176H53L52 174H49V173H46ZM157 174V175H156ZM162 174V175H161ZM179 174V175H178ZM206 174H208V176L206 175ZM67 175V174H66ZM100 175V174H99ZM134 177H133V176ZM165 175V176H164ZM167 175V176H166ZM241 177H240V176ZM261 175V176H260ZM59 176V175H58ZM64 178H66V177H68V175L65 177V173L62 175ZM123 176H121V178H118V180L119 179H124L123 178ZM153 176V177H152ZM159 176H162V177H159ZM175 176V177H174ZM186 176V175H185ZM195 176V177H194ZM196 176L197 177H199V178H196ZM236 176V177H235ZM237 176H239V177H237ZM55 178H56V176H54ZM159 177V178H158ZM164 177V178H163ZM170 177V178H169ZM177 177V178H176ZM192 177V178H191ZM204 177V178H203ZM207 177H209V178H207ZM235 177V178H234ZM97 178H100V177H98L97 176ZM156 178H158L159 180L157 181L156 180ZM178 178H181L182 180H183V182H181L180 183V181H182L181 179H178ZM206 178L209 180H206ZM237 178V179H236ZM238 178H241V180L239 179L238 180ZM128 179H130L129 181L132 183H128ZM144 181H143V180ZM195 179V180H194ZM197 179V180H196ZM199 179H200V181H199ZM216 179H217V181H216ZM231 179V180H230ZM236 179V180H235ZM66 180H68V179H66ZM202 180H203V183H204V186H202ZM154 183H153V182ZM168 181H169V183H168ZM171 181H174V182H171ZM215 181V182H214ZM240 181V182H239ZM110 182L111 183H113V184H110ZM115 182H117L116 184H115ZM149 182H150V185H149ZM167 182V183H166ZM178 182V183H177ZM186 183V185H184L185 183ZM193 182L195 183L194 185H193ZM205 182H206V184H205ZM209 182V183H208ZM238 182V183H237ZM68 183L70 184V180H68ZM76 183H79V182H75V181H72V184H71V186L73 187V189H74V193H75V190H76V193H79L80 192V188L82 187L83 188V186H80V185H82V183H79L80 185H78V184H76ZM158 185H157V184ZM171 183H172V186H171ZM173 183H177V184H180L179 186H178V188H176L175 190H177V191H175L174 189H172L171 187H177L175 184V186L173 185ZM184 183V184H183ZM201 183V184H200ZM224 184V185H221V184ZM122 184H124V185H122ZM135 184L136 185H140V187H139V189H138V191L136 192H134L133 191V189H134V187L133 186H135ZM145 184V185H144ZM155 184V185H154ZM191 184L193 185V186H191ZM157 185V186H156ZM160 185V186H159ZM168 185V186H167ZM170 185V186H169ZM61 186V185H60ZM122 186V187H121ZM125 186V187H126ZM156 186V187H155ZM163 186V187H162ZM200 186V187H199ZM121 187V188H120ZM136 187V186H135ZM138 187V186H137ZM137 187H136V189H137ZM181 187L183 188V190H180L181 189ZM78 190H77V189ZM133 188V189H132ZM157 188V189H156ZM159 188H161V189H159ZM169 188V189H168ZM124 189V190H123ZM146 189H147V191H146ZM149 189V190H148ZM83 190H84V188H83ZM102 191L101 189H98V191ZM178 190H180V191H178ZM78 191V192H77ZM89 191V190H88ZM87 191V192H88ZM104 191V190H103ZM126 191V192H125ZM133 191V192H132ZM149 191L151 192V193H149ZM190 191V192H189ZM220 191H223V192H220ZM256 191H259V192H257L256 193ZM91 192V191H90ZM89 192V193H90ZM105 192V191H104ZM122 192V193H121ZM123 192H125L126 193V195H125V193H123ZM195 192V193H194ZM218 192H220V193H218ZM74 193L72 194L73 196H74ZM88 193V194H89ZM92 193V192H91ZM90 193V194H91ZM97 193H99V192H97ZM97 193H96V195H97ZM101 193V192H100ZM129 193V194H128ZM149 193V194H148ZM175 193V194H174ZM188 193H190V194H188ZM201 193V194H200ZM222 193V194H221ZM103 194V193H102ZM116 194H117V192H116ZM124 194V195H123ZM131 194V197L129 196ZM134 194H137V195H134ZM229 194V195H228ZM230 194H232L233 195V197H229V196H231ZM76 195V194H75ZM95 195V196H96ZM121 195H123V196H121ZM128 195V196H127ZM132 195H134V197L135 198H133V196ZM142 195V196H141ZM145 195H147V196H145ZM175 195H176V198H175ZM190 195H191V198L193 197V196H196L192 201L193 202H190V200L191 199H189V204L188 203H186L185 201L186 200H188L187 199V197L189 196L190 197ZM235 195V196H234ZM87 196V195H86ZM91 196H93V195H91ZM91 196H90V198H91ZM94 196V197H95ZM100 196H102V195H100ZM98 197V195H97V197H95V198H91V199H96V200H94L97 204H99L100 205V207H101V203H103V202H101V201H99V203L97 202V199L99 200V198H100V200H102L103 198H101V197ZM103 196H104V194H103ZM102 196V197H103ZM150 196V197H149ZM159 196V197H158ZM203 196V197H202ZM205 196H206V198H205ZM214 196V197H213ZM217 196V197H216ZM220 196L222 197V198H220ZM226 196H228V197H226ZM242 196V197H241ZM76 198H78L79 196H75ZM74 197V199H76ZM83 197H85V196H82V198ZM123 197V198H122ZM154 197V198H153ZM186 197V198H185ZM188 197V198H189ZM203 198V199H201V198ZM81 198V197H80ZM79 198V199H80ZM88 198V200L90 199L89 198V196L87 197ZM147 198V199H146ZM159 198V199H158ZM172 198V199H171ZM180 198V199H179ZM212 198H216V200H212ZM220 198V199H219ZM226 198V199H225ZM230 198H231V200H230ZM235 198H237L236 200H235ZM242 198H244V199H242ZM72 199H73V197H72ZM155 199V200H154ZM195 199H196V202H197V204L195 205L194 204V202H195ZM200 199L203 201H200ZM206 199V200H205ZM220 200V201H218V200ZM225 199V200H224ZM77 200V199H76ZM82 200V199H81ZM85 200H87L86 198H85ZM78 201L79 202V206H81L80 205V203L81 202H86V203H89V205L90 206H92L93 208H95L94 207V205L96 204V203H94V201L92 202V204H90V202L92 201ZM182 200H184V201H182ZM212 200V201H211ZM224 200V201H223ZM237 200H238V202H237ZM130 201V202H131ZM180 201V202H179ZM182 201V202H181ZM198 201H200L199 203H198ZM205 201V202H204ZM206 201L208 202V203H206ZM214 201V202H213ZM240 201V202H239ZM72 202H73V200H72ZM77 202V201H76ZM149 202V203H148ZM219 202V203H218ZM220 202H222V203H220ZM226 202V203H225ZM235 202H237V203H235ZM83 203H81L82 204V209H83V207L85 206ZM94 203V204H93ZM176 203V204H175ZM181 203V204H180ZM191 203H193V204H191ZM224 203V204H223ZM96 204V205H97ZM119 204V205H120ZM131 204H133V203H131ZM190 204H191V206H190ZM199 204H200V206L202 207H199ZM201 204H203V205H201ZM206 204H208V205H206ZM222 204H223V206L226 204V206H222ZM238 204V205H237ZM95 205V206H96ZM173 205V206H172ZM235 205H236V207H235ZM242 205H243V207H242ZM86 206H87V204H86ZM146 206V207H145ZM157 206V207H156ZM206 206H208V208H211L212 209V212H211V209H209L208 210V208L206 207ZM237 206L239 207V208H237ZM97 207V206H96ZM122 207V206H121ZM136 209V207H138V209L140 208V210H138V211H136L134 208ZM173 207V208H172ZM197 207H199V208H201V209H198ZM223 207V208H222ZM226 207V208H225ZM230 209H229V208ZM251 207V208H250ZM256 207H258V210H257V208ZM150 208V209H149ZM170 208V209H169ZM177 208V209H176ZM240 208H242L241 210H240ZM246 208V209H245ZM103 210H104V208H102ZM131 209H134V210H131ZM143 209H145V211H146V209H147V213L143 210ZM152 209V210H151ZM163 209V210H162ZM196 209H198V211H200V213L196 210ZM204 209V210H203ZM208 211H207V210ZM112 210V209H111ZM143 210V211H142ZM175 210H176V212H175ZM183 212V213H185V215H189V216H191V217H193L191 220H189V222L190 221H192V223H191V225H189L188 224V226H185V224L187 225V221H185V224L184 225H181V223H180V226H178L179 225V222H182V216H185L181 211ZM201 210H203V212L201 211ZM205 210H206V212H205ZM224 210V211H223ZM86 211V212H85ZM105 211L106 212H104V214H106L107 213V216L109 215V219H108V221L109 220H111L112 221V219L113 218H111L112 216H114V214H115V212H114V214L113 213H111V211L110 212H108V210H106L105 209ZM142 211V214H147L148 215V212H149V214H152V216H151V218H153V220L158 224V226H157V224L155 223L154 224V221H150L151 220V218H150V216H144L143 215V217L141 216V212ZM164 211V212H163ZM226 211V212H225ZM82 212L83 213H85L87 216H88V218L87 219H89V221L90 220H92V218L94 219V218H96V217H98V215L95 213H92L91 215L89 214L90 213V211H89V213L87 212V210L84 208V210H82ZM125 212V213H126ZM173 212V213H172ZM187 212V213H186ZM190 212H191V214H190ZM208 212V213H207ZM211 212V213H210ZM214 212V213H213ZM225 212V213H224ZM243 212V213H242ZM252 212H254V213H252ZM111 213V214H110ZM175 213V214H174ZM177 213V214H176ZM204 215H203V214ZM215 213H217V214H215ZM218 213H219V215H218ZM233 213V214H232ZM236 213L238 214V215H236ZM89 214V215H88ZM137 214V215H136ZM182 214V215H181ZM225 214V215H224ZM250 214V215H249ZM111 215V216H110ZM130 215V216H129ZM137 217H136V216ZM164 215V216H163ZM167 217H166V216ZM174 215V216H173ZM181 215V216H180ZM193 215V216H192ZM201 215V216H200ZM209 215V216H208ZM214 215V216H213ZM217 215V216H216ZM226 215H228V216H226ZM242 215V216H241ZM246 215V216H245ZM195 216V217H194ZM250 216V217H249ZM162 217L164 218V219H162ZM170 217H173V218H170ZM200 219H199V218ZM210 217H212L213 219H212V221L211 222H209L210 220H211V218ZM225 217H227L226 219H222V218H225ZM261 217V218H260ZM103 218L105 219V220H107V218H105V215H103ZM176 218V219H175ZM186 218H189V217H186ZM206 218V219H205ZM207 218H209L208 220H207ZM215 218V219H214ZM219 219V221H218V219ZM230 218V219H229ZM146 220V221H143V220ZM173 219V220H172ZM179 221H178V220ZM243 219H245V220H243ZM253 219V220H252ZM130 220V222L128 223V221ZM171 222H170V221ZM174 220H176V221H174ZM183 220H185V219H183ZM202 221L203 223H199V221ZM221 220V221H220ZM229 220V221H228ZM231 220V221H230ZM241 220V221H240ZM250 220V221H249ZM141 221H143V222H145V227L143 226V223H141ZM149 222V224L148 223H146V222ZM161 221H165V222H161ZM168 221L170 222L169 223V230H168V228H166V226H167V224H168ZM173 221V222H172ZM198 221V222H197ZM213 221H218L217 222V224H215V222H213ZM223 221H225L224 222V224H222V222ZM240 221V222H239ZM125 222V221H124ZM140 223V225H139V223ZM160 222V223H159ZM178 222V223H177ZM162 223H163V225H164V227H162L163 225H162ZM174 224V225H172V224ZM176 223V224H175ZM183 223H184V221H183ZM197 223L199 224V225H201V227L199 228L198 227V225H197ZM220 223V224H219ZM225 223H227L226 225H225ZM251 223V224H250ZM125 224H126V222H125ZM142 224V225H141ZM209 224H211V225H209ZM221 224H222V226H224V227H221ZM241 225V227H240V225ZM263 224V226H260V225H262ZM146 225H147V227H146ZM150 225H152V226H150ZM155 225H156V227H155ZM193 225V226H192ZM248 225V226H247ZM160 226V227H159ZM172 226H174V228H177V229H174ZM177 226V227H176ZM181 226H182V228H181ZM203 226V227H202ZM208 226V227H207ZM161 227H162V229H164V230H168L167 232L165 231H163L162 229H161ZM178 227H180V228H178ZM205 227V228H204ZM228 229H227V228ZM257 228V229H259V230H257V229H255V228ZM137 228V229H136ZM157 229V231H156V229ZM166 228V229H165ZM171 228V229H170ZM173 228V229H172ZM224 228H226V230L224 229ZM256 230L255 232H254V230ZM139 229H140V231H139ZM141 229H143V230H141ZM190 229H192L193 230V232H192V230H190ZM211 229V230H210ZM223 229H224V231H223ZM162 230V231H161ZM172 230H176L175 232L174 231H172ZM182 230V231H181ZM189 230V231H188ZM198 230V231H197ZM207 230H208V232H207ZM264 230V229H263ZM134 231H132V234H134L135 232ZM160 232V234H159V232ZM171 231V232H170ZM191 231V232H190ZM194 231H197V232H195L194 233ZM211 231V232H210ZM224 233H223V232ZM151 232V233H150ZM210 232V233H209ZM227 232V233H226ZM264 232V231H263ZM153 233L156 235V237H155V235H154V237H152L153 236ZM158 235H157V234ZM207 233V234H206ZM214 235H213V234ZM230 233V234H229ZM255 233V234H254ZM262 233V232H261ZM108 234H110V231H108ZM131 234V235H132ZM162 234V235H161ZM175 234V235H174ZM211 234L215 237H213L212 236V239H211ZM144 235V236H143ZM218 236H221L223 239H225L226 240V242L224 243V244H220L219 243V241H218V239H217V237ZM251 237V236H253V237H251V238H249V237ZM254 236H256V237H254ZM258 236V237H257ZM261 236V237H260ZM143 237H145V238H143ZM146 237L148 238V239H146ZM151 237V238H150ZM185 237V238H184ZM186 237H187V239H186ZM207 237V238H206ZM262 238L263 239V241H261L262 239H260V238ZM251 240V241H249L248 242V240L249 239ZM255 238H256V240H259L260 242H258L257 241V243H256V240H255ZM142 239V240H141ZM248 239V240H247ZM145 240V241H144ZM197 240H199L198 242H195V241H197ZM243 240H245V241H243ZM247 240V241H246ZM253 240V241H252ZM171 241V242H170ZM193 241H194V243H193ZM243 241V242H242ZM178 242V243H177ZM192 242V243H191ZM202 242H205V243H202ZM236 242V243H235ZM253 243V244H250V243ZM173 243V244H172ZM177 243V244H176ZM210 243V244H209ZM217 243V244H216ZM260 243V244H259ZM143 244V245H142ZM191 244L194 246V247H192L191 246ZM202 244V245H201ZM216 244V245H215ZM261 244L263 245V246H261ZM195 245H196V247H195ZM204 245V246H203ZM226 245L228 246V247H226ZM249 245H251L252 247L254 246V245H258V246H260V248L259 247H257V249H255L256 247H253L252 249L253 250H251V252L249 251V255H248V252L247 253H245V256H244V254L242 255V257L241 258H239V256H241V253L243 252V251H248V250H250L251 249V247L249 246ZM171 246V247H170ZM233 246H234V248H233ZM238 246V247H237ZM245 246H247V247H245ZM121 247V246H120ZM219 247H220V249L222 250V251H219ZM223 249H222V248ZM240 247V248H239ZM242 248V249H241ZM246 248V249H245ZM250 248V249H249ZM208 249V250H207ZM234 249V250H233ZM248 249V250H247ZM119 250V249H118ZM120 250H121V248H120ZM242 252H241V251ZM257 250H259V252H257ZM261 250V251H260ZM227 251V252H226ZM230 251V252H229ZM238 251H240V252H238ZM253 251H254V253H255V251H256V253H259L258 255H260V257L259 256H257L256 255V253L254 254L253 253ZM216 252V253H215ZM222 252V253H221ZM226 252V253H225ZM232 252V253H231ZM119 253V254H120ZM225 253V254H224ZM240 254L239 256H238V254ZM250 253L251 254H254V255H250ZM262 253V254H261ZM118 254V253H117ZM124 254H125V257H123L124 256ZM214 254V255H213ZM226 254H229V255H226ZM235 254H237L236 256L239 258H237L236 256H235ZM128 255V256H127ZM223 255H224V257H223ZM233 255V256H232ZM256 255V256H255ZM220 256H222V257H220ZM228 256V257H227ZM230 256V257H229ZM244 256V257H243ZM251 256V257H250ZM253 256V257H252ZM236 257V258H235ZM246 257V258H245ZM255 257V258H254ZM230 258V259H229ZM233 258H235V259H233ZM252 258H254V260H252V262H250L251 260L250 259H252ZM256 259V260H255ZM246 260V261H245ZM259 260H261L260 261V263H259ZM258 262V263H257Z\"/></svg>", "mask_w": 264, "mask_h": 264}]
</instances>
